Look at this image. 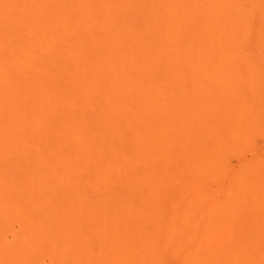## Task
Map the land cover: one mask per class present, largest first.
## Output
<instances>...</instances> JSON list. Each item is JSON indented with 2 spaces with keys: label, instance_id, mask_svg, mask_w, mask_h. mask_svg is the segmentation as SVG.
Wrapping results in <instances>:
<instances>
[{
  "label": "rangeland",
  "instance_id": "374dc122",
  "mask_svg": "<svg viewBox=\"0 0 264 264\" xmlns=\"http://www.w3.org/2000/svg\"><path fill=\"white\" fill-rule=\"evenodd\" d=\"M9 1L10 2H12V1L19 2L20 6L18 4L17 9L19 8L23 14L22 15H21V13L19 14L18 11L14 12L13 10H17L16 6L15 7L10 6L14 2L9 4ZM26 1H29L27 3L28 5L25 4L24 0H6V2H8V4H9V6H8V4L4 5V2L2 3L4 5L3 7H2V4H0V8H1L0 14H2L1 12H3L4 14L5 13L8 14V11L11 8L13 10H10V11L14 12V14L10 13L12 15L9 18V21L5 20V18L2 17L3 14L0 15V20L1 19L5 20V23L3 22V20H1L2 21L1 23L4 26H6V27H3V25H1L0 30L2 29L1 31H3L4 29H8V28L11 29L10 31L8 30L11 35H8L7 38H6V35H7L6 33H0V36L4 35L5 39H7L6 42H4L5 44L4 43L0 44V48L2 47L1 45H4V47H2L3 49H5L6 47L9 48V49H5V50H8V51H5L6 53L3 51H0V54L3 57L2 58L0 56L1 57L0 64L2 65V62H4V61H2V59L6 60L5 56L7 57L6 61H10L9 63H12V64L6 63L8 65H11L10 66L11 68L9 69L10 72H7L9 67L6 68V65H4V63L2 65V66H4V68H2V69L0 68V72L1 71H2V73H3V71L7 72L8 76H9V74L11 76H15L17 74L16 78L15 79L10 78V81L8 79L10 76L8 77L5 74H3L5 76L1 77V75H0V83L4 85L3 86L0 84V88L2 89V88L7 87V88H9L8 90L10 91L9 92L6 89H4L6 91L3 90L4 92L0 91V92H2V94H0V97H2L0 99V101L2 99L3 100H5V99L9 100L10 99L9 102H7L8 100L0 102L1 104L4 105L3 106L0 104V107L3 106L2 108H4L5 106H7V108H10V110L7 108L2 109V110L0 109V110H1V112L3 111L4 113L9 112V111H11V113H12V111L14 109H15L14 111H16L15 113H18V112L22 113L23 111L26 110L25 113L30 114V112L32 113L34 109L33 108L31 109L29 107L35 106L34 108H35L36 112L34 111V113L32 114V116L34 118V119L32 118V120H33L32 123L34 122L32 124V128L38 127V125L36 124L37 121L44 120V122H43L44 124L42 123V125H41L42 127H44V129L43 128L39 129V127H38L36 130H32L33 131L32 132L33 133L32 134V140H33V135L37 139V141H34V142L33 141L28 142L27 141L29 144L31 143L32 146L29 145L27 147V145H24V144L22 145L23 141L18 142V143H20L19 146L22 148L21 150L25 149V148H23V146H25L27 148L30 147V149H28V150L31 151V153H29V151L27 149H25V152H28V154H26L25 152L22 153V151L17 150V149H15V150H17V152H11L12 150L8 148L7 151L9 152V154L11 156L12 155L17 156V157H11L8 155L9 156L8 157L7 155H5L6 152L4 151V150H6V147H8V145L5 147L6 144L4 145L1 142L3 139L0 141L2 143V145H4L2 148H0V151L3 152L4 154H1V152H0V156L6 157V158H4L5 164H2L3 162H1V160H0V163L2 164V165H0V169L2 168L0 170L1 171L0 172V263L3 262L2 264H5V263L6 264H22V263H24V264H109V261L111 262L113 260L110 264H113V263H115V264H139V263L145 264L148 262V261H146V260H148L147 257L153 256V251H154L155 255L157 252L161 251L158 254L159 257H157V255H156V259H155L156 261L157 260H159V261L156 262L154 260L157 264L158 263L163 264V262H161V259H163L164 264H166V263L167 264H172V263L173 264H183L182 258H180L181 256H178V255L181 253V250L184 249L183 247L186 246L185 243L182 241H184V239L187 238L186 236H188L190 234L192 235L194 233L195 235L194 234L193 235L196 236L197 233H199V234L205 233L202 230L207 231V229H209L208 231L212 232L215 229H217L218 227H219L218 229H221V231L227 230V229L231 230L232 227L234 229H238L236 227H239V225H240L238 231L241 232L243 229H245L242 231V233H245L244 231H246V229H247V231L249 230V232L247 234L252 236L255 232H257L256 229H258L260 231V233H259V231H258V233L261 235V237L264 235V233H263L264 230H262V229H264V225H263L264 224V108H263L264 107V45H263L264 44V0H227L228 2L226 0H210V1L209 0H198V1L195 0L197 5L195 4V1L193 2V0H187L188 3H190L191 9H188V8H190V6L187 3V1H185V0H170L169 2H168V0H150V1L149 0H145V1L144 0H136V1H132L133 7L129 4V3H131V0H72V1L71 0H59V1L58 0H41V2L38 0H35L36 2L34 0H32L35 2V3H33L32 6L30 5L32 3L31 0H26ZM47 1H49V2H47ZM181 1H183V2H181ZM184 1L186 2L185 4H184ZM54 2H55V4H54ZM74 2H76V3H74ZM135 2H137V4ZM170 2H172V3L174 2L173 5ZM206 2H208V3H206ZM224 2H226V3H224ZM246 2L248 4H246ZM45 3H47V4H45ZM48 3H51L52 6L50 4L48 5ZM114 3H116V5ZM140 3L143 4L142 7L140 6ZM179 3L182 4V7L179 6L180 5ZM37 4H39V5H37ZM127 4H129L131 6L130 9H128L129 5L127 6ZM150 4L153 6H151ZM186 4H187V6H183ZM203 4H204V6H203ZM13 5H15V4H13ZM25 5H27V7L28 6H31V7L38 6L39 7V8L37 7L38 9L43 8L42 10H39V11H43V12H41V13H43L42 17H44V16L46 17V14H48V16H50V18L46 17L47 18L46 19L44 17L46 20L42 19V21H41V16L39 15V13H40L39 12L38 15H35L36 16V17H34L35 19H32V17H31V16H33L32 12L37 13L36 9H35V7L30 8L32 10V12L30 13L32 15H30V14H28V12H26L27 10L25 9L26 8ZM45 5H46V7H45ZM80 5L82 6V8ZM88 5L90 6V8ZM138 5H139V7H138ZM5 6L8 9H6ZM87 6H88V9H87ZM124 6H126L127 9H126V7H125V9H123ZM149 6H151L152 8ZM140 7H141V9H140ZM164 7H165V9H164ZM169 8H170V10H169ZM205 8L209 11H206ZM197 9H199V11ZM229 9H231V10H229ZM23 10L27 13V15H28L27 17L26 16L23 17V15L26 14V13H24ZM118 10H119V12H118ZM227 10H228V12H227ZM50 11H51L52 16L55 14V16H53V18L56 17L55 19L52 18L51 14L49 13ZM52 11L55 13L53 14ZM60 11H62V12H60ZM191 11H193L194 14H192ZM180 12H181V15H180ZM187 12H188V16L190 14L192 18H190V16L189 17L187 16ZM199 12H201L203 14H201ZM168 13H170V15ZM182 13H184L183 16H182ZM156 15H158V17H156ZM194 15H196V19H198L197 20L198 22L195 21V17H193ZM198 15H200L201 17L200 16L198 17ZM139 16H140V18H139ZM185 16H187L188 19ZM4 17H6V14ZM19 17L20 18L23 17V18L19 19ZM60 17H62V18H60ZM183 17H184V19H183ZM234 17L236 18V20L233 19ZM28 18L35 20L34 22H38L37 20L40 18L39 21H41V22H38L36 24H32L33 21L29 22L30 26L35 25V26H32V29L28 28L29 31L31 29V31H30L31 34L26 29L27 27L25 28V26H21L22 25L21 23L25 22V20H29ZM148 18H150V19H148ZM173 18H174V20H173ZM210 18H212V19H210ZM6 19H8V18H6ZM15 19H16V21H18V20L19 21L22 20V21L20 23H18V25H17V23L15 22ZM168 19H170V20H168ZM175 19H176V23H175ZM189 19H191V22L193 24L189 22ZM192 19L194 22L192 21ZM200 19H201V21H200ZM10 20L11 21L14 20L13 23H16V24H14V26H13V23L11 24ZM44 20L47 22L52 21V23L48 22V23H50L48 26L47 22H46V24H45V22H43ZM105 20H107V22ZM180 20H181V22H180ZM204 20H205V22H207V24L209 23V25H207L204 22ZM55 21H57V24L54 23ZM116 21L119 24H117ZM158 21H159V23H158ZM27 22L28 21H26V23L23 25H27ZM109 22L111 23V25ZM171 22H174V23L172 24ZM41 23L43 24V26L46 25L47 29H49V27L51 25V27H50L51 29L48 31L47 30H45V31L55 32L53 34L54 38L52 39V41H51V39H49L50 36H52V34L48 35V33L45 32L46 34L44 35V32H43V34L41 35V33H42L41 31L44 29H42V30L40 29L41 33L38 31L39 30L38 28L43 27ZM62 23H65L64 29H62L63 28ZM166 23H168V24H166ZM198 23H200V24H198ZM211 23H212V25H211ZM213 23H215V24H213ZM217 23L220 26V27L218 26L220 28V30H223L222 32L217 27V25H218ZM8 24H10V25H8ZM55 24L57 26H55ZM129 24H131V25H129ZM226 24H228V25H226ZM16 25H17V27H16ZM19 25H20V27H19ZM53 25H54V27H52ZM59 25H60V27H59ZM132 25H133V27H132ZM157 25H160L162 28L160 29V26L158 28ZM201 25H202V28L200 27ZM36 26L38 28H35ZM85 26H87V27H85ZM124 26H126V27H124ZM167 26L170 30L168 28H166ZM204 26L205 27L208 26L210 28L208 30H207V28H206V30H203V29H205ZM13 27H16L17 29L20 28V29L14 30ZM188 27H190V30ZM53 28H55V29H53ZM121 28H123V30ZM154 28L156 29V31L157 30H159V31L156 33ZM211 28L213 31L211 30ZM221 28H223V29H221ZM57 29H59V32L56 31ZM74 29H76V30H74ZM142 29H144V30L141 31ZM192 29L195 31V34H193L194 31ZM232 29L234 30V32L232 31ZM124 30H128V31L124 32ZM188 30H189V33H188ZM197 30H199V31L202 30V33L203 32H205V33L201 34V32H199ZM214 30L217 31L218 33L216 32V34L213 33L215 35H212L211 32H214ZM15 31H17V32L19 31L23 35L25 34L24 36H21L20 35L21 33L19 34V32H18V34H19V35L17 34L18 38H26L27 41L28 40L32 41V45H35V44L36 45L32 47V45H29L30 41L29 42L23 41L25 39H23V40L21 39L22 43H24L23 44L24 46L22 45L21 42H18V41L16 42L15 41L16 39H14V38H17ZM65 31H66V33L68 32L69 34H66ZM75 31H77V32L75 34H73ZM135 31H137V32H135ZM3 32H5V31H3ZM127 32H129L130 34L132 33V34L130 35ZM196 32L199 34L198 36H196L197 35ZM220 32H221V34L219 35ZM230 32H232L233 34ZM27 33H29V34H27ZM70 33H72V36ZM77 33H78V35H77ZM139 33H140V36H139ZM165 33H168L170 37L164 36V35H167ZM222 33H224L225 35L223 34V36H222ZM34 34H37V35L40 34L41 36H35ZM79 34H82V35L79 36ZM121 34H122V36H124V38H122ZM126 34H127V36L125 37ZM192 34H193V36H190ZM204 34L208 35V36H202V38L205 41H203V39H201V36H200V35H204ZM228 34H229V36H228ZM231 34H232V36H231ZM46 35L49 36L47 38L49 40L46 39ZM76 35H77V37H76ZM136 35L139 37H137ZM30 36H31V39H30ZM70 36L72 37V39ZM135 36H136V38H135ZM150 36H152V37H150ZM177 36H179V40L176 39V38H178ZM12 37H14L13 40L10 39ZM39 37H40V39H39ZM63 37L64 38L68 37L70 39L67 40V39H64ZM127 37H130L132 40H130V38L127 39ZM164 37H165L166 41H165ZM184 37L186 38V40H188V38H190V39L186 42ZM198 37H200V38L198 39ZM219 37H221V39ZM0 38H2V37H0ZM8 38L12 41V43L10 42V40H8ZM62 38L64 39L63 45L60 44V43H63ZM75 38H77L78 40ZM218 38H219V40H218ZM54 39H55V41H53ZM124 39H125V41H124ZM141 39H143V40H141ZM175 39H176V42L179 41V43L181 44V46H179L180 44H178V42H177L178 48H177L176 43H174L175 45L172 43V41L174 42ZM182 39H184L185 41ZM194 39L195 40L197 39V40L195 41ZM211 39H212V41H210ZM225 39H227V40H225ZM45 40L48 41L47 42L48 44L46 43ZM72 40H74V41H72ZM213 40L216 42H213ZM230 40H231V42H230ZM2 41H4V39L3 40L0 39V42H2ZM57 41H62V42L57 43ZM119 41H120V43H119ZM131 41H132V43H131ZM183 41L186 45L183 43ZM223 41H224V43H223ZM72 42H73V44H71ZM163 42H165V43L163 44ZM170 42L172 44H170ZM205 42H207V43H205ZM221 42L223 43V45ZM17 43H18V45H17ZM56 43L59 45L58 47L54 45ZM68 43H69V45H68ZM227 43H229V44L226 46ZM50 44L51 45L53 44L55 47L54 46L51 47ZM65 44H66V46L63 47ZM202 44H204V45H202ZM12 45H14V46L16 45L15 47L17 48L18 51L21 49L22 50L21 53H16L18 51L14 52L13 49H12L13 50L12 51L10 49V46H12ZM37 45H39V46H37ZM40 45H41V47H40ZM220 45H221V47H220ZM19 46L22 48H20ZM46 46L48 47V49H43V48H47ZM70 46H72V47H70ZM175 46H176V49H175ZM190 46H192L193 48ZM210 46L212 47V49ZM229 46H232V47L229 48ZM29 47H32L33 50ZM49 47H51V48H49ZM53 47L55 48V50H56V48L57 49L59 48L60 50L55 51L53 49ZM68 47L71 49H69ZM113 47H115V48H113ZM34 48H36V49H34ZM39 48H41V49H39ZM64 48H66L65 51H62V50H64ZM189 48H191V51L188 50V52H187L186 49H189ZM216 48H217V50H216ZM134 49H135V52H134ZM52 50L55 52H52ZM130 50H133V51H130ZM173 50H176V51H173ZM9 51H10V54H9ZM145 51H147V52H145ZM215 51L219 52V53H216ZM154 52L158 53V55ZM221 52H223V54L227 55L228 57L227 56L224 57ZM22 53L23 54L26 53L29 56H31L30 54H32V58L31 57H29L30 59L27 58V60L28 59L32 60V61H30L32 63V67L30 66L31 63H30V65L28 63V66H30V68L27 71H26V69H28L27 65L24 66V64H23V63L27 64V62H25L27 55H25V57H24ZM41 53H43V54H41ZM55 53H57V54H55ZM69 53L72 56L69 55ZM73 53H74V55H73ZM116 53H117V56H116ZM5 54H9V55H5ZM53 54L55 55L54 58H53ZM58 54L60 57H58ZM63 54H66L67 56L63 55ZM159 54H160V59L158 57ZM230 54H232V55H230ZM243 54H244V56H243ZM257 54H258V56H257ZM11 55H12V58H9V57H11ZM68 55H69V58H68ZM76 55L78 56V58L76 57ZM146 55H148V56H146ZM219 55H221V56H219ZM232 56L234 57V59H232L233 58ZM246 56H248V57H246ZM114 57L115 58L117 57L116 60ZM156 57H158V59H156ZM182 57H184V58H182ZM237 57H238V59H237ZM19 58L21 60H16ZM119 58H120V60H119ZM126 58H128V59H126ZM140 58H142V59H140ZM146 58L148 59L149 62H147ZM162 58H163V60H162ZM189 58H190V60H189ZM61 59L62 60L65 59V60L62 61ZM129 59H131V61ZM192 59H195V61H193ZM208 59H209V61H207ZM226 59H228V60H226ZM43 60H45L46 62L45 61L43 62ZM96 61H98V62H96ZM13 62L14 63L16 62L15 67L17 69L14 68L16 70H13V66H12ZM181 62L183 64H181ZM209 62H210V66H209ZM49 63H51L50 64L51 66L49 65ZM104 63H106V64H104ZM114 63H115V65H114ZM165 63L168 64V66ZM45 64H46V66H45ZM172 64H174V65L176 64V66H174ZM185 64H188V65H185ZM53 65H54V67H53ZM58 65H61V66L57 67ZM73 65H74V68H72ZM93 65L95 67H93ZM177 65H178V67H177ZM191 65L193 67V69H192L193 71L191 70V68H192ZM232 65H234V66H232ZM239 65H241V66L239 67ZM2 66H0V67H2ZM21 66H23V67H21ZM221 66H224V67H221ZM19 67L24 69V70H21ZM34 67H35V69H34ZM75 67H77L76 68L77 70L75 69ZM166 67H168V68H166ZM39 68H41V70ZM58 68H60V69H58ZM161 68L163 71L161 70ZM171 68H172V70H171ZM234 68L235 69L237 68L236 70L238 71V73L236 72V70ZM178 69H179V71H178L179 75H177L178 72L176 71ZM187 69H188V71H187ZM217 69L220 70V73H219V71H216ZM12 70L14 72H11ZM34 70H36V71L34 72ZM97 70H98V72H97ZM122 70H123V72H122ZM138 70H139V72H138ZM182 70H183V75L181 72ZM230 70H232V71H230ZM16 71H19V72L26 71V72L25 73L21 72L23 74V75H21V73L18 74ZM29 71H32V72H29ZM135 71H137V72H135ZM194 71H196V72H194ZM221 71H222V73H221ZM126 72L127 73L130 72L132 75L130 73H129V75L125 74ZM208 72H210V73H208ZM250 72H252V73L250 74ZM37 73H40L39 74L40 78L36 76V75H38ZM96 73H98V74H96ZM138 73L142 77L139 76ZM225 73H227L226 76L227 75L232 76V77H228L229 78L228 80L231 82H229L226 78H224V77H226ZM56 74H57V76H56ZM119 74H121V76ZM144 74H147V75H144ZM151 74H152V76H151ZM204 74H206V75H204ZM239 74H240V77H239ZM31 75H32L33 80L30 79ZM47 75L51 76V78H49V76H47ZM59 75H61V76H59ZM166 75H167V77H166ZM197 75H198V77H197ZM41 76L45 77V78H42ZM144 76H147L146 79ZM194 76H195V78H193ZM214 76L216 77V79ZM20 77H21V80H20ZM133 77L136 79L135 82H132L135 80ZM221 77H223V78H221ZM125 78H127L128 81L125 80ZM129 78H131V79H129ZM140 78H144V79L143 80L141 79V81H139ZM147 78L150 79L151 81L150 80L148 81ZM12 79L14 82H11ZM27 79H28V81H27ZM45 79H47V80L49 79V80L47 81ZM224 79H226L227 81ZM7 80L9 81L11 86L9 85ZM22 80H24V81H22ZM114 80H116V81L114 82ZM199 80H201V81H199ZM253 80L256 83L253 82ZM202 81H203V83H202ZM3 82H5L9 87L6 86V84ZM16 82H17V84L15 85ZM128 82H132V84H136L137 86L138 85L139 86L136 87V85H132V84L128 85L129 84ZM168 82H170V83H168ZM174 82H175V84H174ZM179 82L182 85L179 84ZM235 82H236V84H235ZM213 83H214V85H213ZM248 83L249 84L251 83V84L249 85ZM100 84H102V85H100ZM190 84H192V85H190ZM202 84H204L205 86ZM206 84L209 85L210 88L208 86L206 88ZM257 84L259 86H257ZM12 85L13 86L18 85V86H20V88L16 87V89H15L14 88L15 86L13 87ZM89 85H91V86H89ZM236 85H238V86H236ZM30 86H32V87H30ZM134 86L136 88H134ZM85 87H86V89L84 90ZM101 87H102V89H101ZM228 87L229 88L232 87V88L229 89ZM21 88H25L24 92L25 91L26 92L24 93ZM27 88H30V89L32 88V89L27 91L28 90ZM138 88H139V90H138ZM158 89H159V91H158ZM224 89H225V91H224ZM176 90H177V92H176ZM179 90H181V91H179ZM49 91L51 93H49ZM66 91H67V93L65 94ZM117 91H118V93H117ZM137 91H138V95H137ZM141 91L143 93H141ZM249 91H251V92H249ZM254 91H255V94H253ZM11 92L12 93L14 92L13 95H15V93H16V95L19 92L20 93L17 95V97H14V96H12ZM37 92H38V94H37ZM4 93H6V94L3 95ZM39 93H41V96ZM62 93H63V95H62ZM139 93H141V95ZM142 94H143V96H142ZM2 95L5 98H3ZM21 95H22V97H24V96H26V97L22 98V97H20ZM29 95H31L30 97L32 99L28 98ZM180 95H181V97H180ZM77 96H79V97H77ZM94 96H95V98H94ZM172 97H174V98H172ZM26 98H27V100H26ZM135 98H137V100ZM145 98H148V99L146 100ZM15 99H17V101L14 102ZM144 99H145V101H144ZM172 99H174V100H172ZM42 100L45 102H42ZM116 100H117V102H115ZM11 101H13V102L10 103ZM82 101H83V103H82ZM245 101H247V102H245ZM41 102L45 103V104H42ZM108 102H110L111 104ZM120 103H121V105H120ZM162 103H163V105H162ZM165 103H167V104H165ZM228 103H230V104H228ZM5 104H7V105H5ZM19 104H20V106H23V107H20V108L18 107L19 111H17L18 109L14 108L13 106L14 105L18 106ZM123 104H124V106H122ZM235 104H237V105H235ZM28 105H30V106L28 107ZM38 105H41L42 107L38 106ZM51 105H52V107H51ZM153 105H154V107H153ZM183 105H185V106H183ZM189 105L191 108L188 107ZM239 105H242V106H239ZM12 107L14 109H11ZM150 107L152 109H150ZM232 107H233V109H232ZM254 107H255V109H254ZM120 108H121V110H120ZM243 108H244V110H243ZM20 109H21V111H20ZM251 109H253V110H251ZM124 110H126V111L123 112ZM197 110H198V113L196 112ZM159 111H160V113H159ZM226 111H228V112H226ZM243 111H245V112H243ZM1 112H0V114L2 116L3 112L2 113ZM121 112H123V113H121ZM242 112H243V114H241ZM11 113H9V115ZM21 113H18L17 116H15V119H17V117L20 119L19 116ZM36 113L38 114V116H36L37 115ZM44 113L46 114L47 117L44 116ZM109 113H112V114H110V116H109ZM245 113H247V114L245 115ZM13 115H15V114L12 113V115H10V116L13 117ZM111 115H113V116H111ZM127 115H129V116H127ZM139 115H140V117H138ZM239 115H241V116H239ZM191 116H193V117H191ZM5 117H7V116L5 115ZM36 117H37V119H36ZM111 117H115L116 119L111 118ZM168 117H170L171 119ZM233 117H235V118L233 119ZM39 118H42V119H39ZM89 118H90V120H89ZM103 118H105V120ZM244 118H245V120H244ZM8 119H10V118H8ZM8 119H6V121H8ZM15 119H10V120L13 121ZM62 119H63V121H62ZM164 119H166L167 121ZM168 119H170L169 122H168ZM226 119H227V121H226ZM83 120L85 122H83ZM108 120H109V122H108ZM11 123L12 122H10V124H9L10 127L8 128V127H6L8 125L2 124V121L0 120V126L1 127L3 126V128H5V129H2V128L0 129V130H2V131H0V134L4 133V130L8 131V132H5L4 135H2L4 138L5 137L7 138L8 135L13 136V138H15L13 135V134H15V132L12 131L13 125H11ZM13 123L19 125L18 119H17V123H15V122H13ZM120 123H121V125L119 126ZM64 124H66V125H64ZM87 124H89V125H87ZM113 124H114V126H113ZM125 124H126V126H125ZM203 124H204V126H203ZM233 124H234V126H233ZM46 125H47V127H46ZM85 125H86V127H85ZM254 125H256V126H254ZM18 127H16V128L13 127V129L14 128L17 129ZM249 128H251V129H249ZM253 128H255V129H253ZM112 129H114V132L112 131ZM139 129H141V130H139ZM191 129H192V131H191ZM205 129H206V132L204 131ZM222 130H224V131H222ZM111 131H112V134H111ZM222 132H223V134H222ZM40 133H41V137L39 135ZM30 135H31V132H30ZM74 135H77V136H75L73 138ZM176 135H177V137H176ZM233 135H234V137H232ZM3 137H1V138H3ZM46 138H47V140H46ZM8 139H10V137ZM13 140H12L13 143H15V141H20V140H15V139H13ZM79 140H80V142H79ZM123 140H124V142H123ZM140 140H142V141H140ZM165 140H167V141H165ZM235 141H237V142H235ZM3 142L4 143L8 142V143H10V145H13V143L11 141H8V140L6 141L5 139ZM37 142H39V144H40V145L38 144L39 146L36 145ZM101 142L104 145L101 144ZM209 142L212 145L209 144ZM18 143L14 144L15 145L14 147L19 148V146L17 145ZM33 144H35V146H33ZM65 144L67 146H65ZM89 145L90 146L92 145V146L90 147ZM101 145L103 148L101 147ZM87 146H89V147L86 148ZM14 147H13V149H14ZM36 147H39V148H36ZM40 148H42V149H40ZM89 148L91 150L93 149L94 152H96L95 153L96 158L94 157V153L92 152L93 150L90 151ZM112 148H113V150H112ZM199 148H200V150H199ZM2 149H4V150H2ZM55 149H57V150H55ZM85 149H86V152L84 155L83 152L85 151ZM139 149H140V151H139ZM9 150H11V151H9ZM38 150H39V152H36ZM64 150H65V152H64ZM79 150H80V152H79ZM102 150L105 153H103ZM114 150L117 151V153ZM206 150H208L207 153H206ZM97 151L98 152L100 151L99 155H98ZM60 152H63V153H60ZM89 152H91L93 155L92 159H88V158H91V156H92L91 154H89ZM214 153H217V154H214ZM16 154H18V155H16ZM25 155H28V157H25ZM80 155H81V158H80ZM182 156H183V158H182ZM99 157H102V158L99 159ZM14 158H16V159H14ZM31 158L34 160H31ZM60 158H62V159H60ZM78 158H79V160L80 159H82V160L79 161ZM19 159H23V160H19ZM72 159H74V160H72ZM95 159H96V162L94 161ZM101 159L103 160V162H101L102 161ZM122 159H123V161H122ZM173 159H175V160L173 161ZM186 159H187V161H186ZM69 160H71V161H69ZM87 160L91 161V162L88 161L90 166H88ZM169 160H170V162H169ZM31 161H32V163L33 162H35V163L32 164ZM92 162H93V164H92ZM108 162L112 163V164L110 165ZM71 163H74V164L72 165ZM115 163H120V164H115ZM204 163H205V166H204ZM63 164H64V166H63ZM105 164H107L105 166V168H107L108 170L104 168ZM65 165H66V167H65ZM21 166H23V167L21 168ZM108 166H110V167H108ZM127 166H129V167H127ZM130 166H132V167H130ZM10 167H13V168H10ZM54 167L56 170L54 169ZM71 167H72V171H70ZM23 168H26V170H24ZM84 168H86L87 170ZM50 169H52V170H50ZM63 169H64V171H63ZM104 169L108 172H106ZM39 172H41V174H39ZM213 172L215 174H213ZM246 172H247V174H245ZM72 174H75V176ZM180 175H182V176H180ZM243 175H244V177H242ZM23 177H24V179H23ZM105 178H106V180H105ZM163 178L165 179V185L167 184L166 188H165V185H164V187L162 186L164 184ZM22 179L24 181H22ZM108 179H110V180H108ZM145 179H147V180H145ZM176 180H178V181H176ZM24 182H27V183H24ZM152 182H153V184H152ZM47 183H48V185H47ZM115 183L118 184L119 187ZM149 183H150V186H149ZM154 183H156V184L158 183V184L156 185ZM74 184L76 187L74 186ZM159 184H161L160 187H159ZM4 185H6V186H4ZM219 186H220V188H219ZM150 187H152V188H150ZM155 187L156 188L159 187L160 191L158 189H156ZM75 188H77L79 190L77 191V190H75ZM161 188L162 189L164 188L163 191ZM26 189H27V191H26ZM165 189H167V190H165ZM172 189H173V191H172ZM199 190H200L201 194H200ZM39 191H40V193H39ZM83 192H85V193H83ZM173 192L174 193L176 192V194H173ZM19 193H21V194L19 195ZM104 193H105V195H104ZM29 194H31V195H29ZM147 194H149V195H147ZM77 195H80V197ZM164 195H166V197ZM172 195L173 196L175 195V197H177V198L179 197L180 199L174 198ZM204 195H205V197H204ZM167 196H168V198L170 196H172V197H170L168 199ZM217 197H218V199H217ZM211 198L212 199L214 198V199L212 200ZM130 199H132V200H130ZM175 199H177V201H175V203H174ZM201 199H204V200L201 201ZM205 199H207V200H205ZM252 199H253V201H252ZM39 200H41V202ZM179 200L180 201L185 200V201H181V203H180ZM192 201H193V203H192ZM246 201H248V202L250 201V202L246 203ZM87 202H89V203H87ZM168 202H169V204H168ZM183 202H184V205L182 204ZM255 202L256 203L258 202L256 204V209L251 208V207L255 206ZM39 203H40V205H38ZM46 203L48 206H46ZM79 203H81L83 206L81 207V204H79ZM124 203H126L127 205ZM163 204L167 208H163V206H161ZM175 204L178 207L175 206ZM185 204H187V205H185ZM195 205L197 207H195ZM92 206H94V207H92ZM160 206L162 207L161 209H160ZM175 207H176V209L174 210ZM190 207L192 209H190ZM233 207H234V209H233ZM249 207L251 209L250 211H249ZM141 208H144V209H141ZM170 208H172V209H170ZM130 209L132 212H130ZM245 209L247 212L245 211ZM252 209H254L256 212ZM166 210L169 212H167ZM170 210L175 211V212H173L174 214H171L172 212ZM188 210H189V212H188ZM157 211H159V212H157ZM160 211H161V213H160ZM28 212L31 214H28ZM129 212L131 215L129 214ZM139 212H140V214H138ZM176 212H178V215L180 217L175 216ZM184 212H187V213H184ZM212 212L214 214H212V216H211L210 213H212ZM21 213H23V214H21ZM53 213H55L56 215L55 214L53 215ZM132 213H134V215ZM180 213H181V215H180ZM190 213H194V214H192V216H190L191 215ZM142 214H143V216H142ZM159 214H160V216H159ZM169 214H171V215H169ZM252 214L254 217L252 216ZM124 215H127V216H124ZM193 215H195V216H193ZM213 215H215V216H213ZM36 216H38V217L35 218ZM156 216H157V218H155ZM171 216H174V218ZM188 216L190 217V219L192 221L188 220L189 219ZM158 217H160V218H158ZM163 217H165V218L162 219ZM176 217L179 219L180 218L182 219L181 221L179 220L180 222H182V223H178L179 225L177 224L178 219ZM238 217H240V218H238ZM241 217L243 219H241ZM246 217H248V219H249L248 223L243 221L244 218L246 219ZM113 218H115V219H113ZM172 218H173V220H172ZM9 219H11V220H9ZM37 219H39V220H37ZM107 219L110 222H108ZM129 219H131V220H129ZM112 220L114 222L113 224H111ZM167 220L169 223L167 222ZM194 220H196V221H194ZM201 220H202V222H201ZM208 220H210V223H208ZM142 221H144V222H142ZM156 221L158 222V224ZM163 221L164 222L166 221L168 224L164 223ZM193 221H194V223H192ZM222 221H224L223 223L226 225H223ZM24 222H25V224H24ZM35 222H37V223H35ZM74 222H76V223H74ZM116 222H117V224H116ZM128 222H129V225H128ZM183 222H185L186 224ZM190 222L192 224L190 225V227H187L188 224H190ZM232 222H233V226H232ZM170 223H171V225L168 226ZM196 223H198L199 227L197 226ZM125 224H127L129 227H127ZM172 224L174 225L175 229H177V228L181 229L182 228L181 233H179L180 229H179V232L178 231L176 232V230L173 227H172L173 228L172 229L171 228V226H173ZM200 224H202V225H200ZM47 225L49 226V228ZM61 225H62V227H61ZM180 225H182V227H177ZM221 225H223V226H221ZM246 225L247 226L249 225V227H247ZM252 225H255L256 227L254 226L255 228H253ZM13 226H14V228H13ZM115 226H117V227H115ZM134 226H135V228H134ZM159 226L160 227L163 226L164 231L168 230L170 233L172 230H175V232L171 233V234L174 233L175 237L169 236L170 233H168V237L169 238L172 237L174 239V241H176V239L177 240L179 239V241L176 242V246H174V248L176 247L175 250H173V247H172V251L171 250L169 251V249L171 248L170 246L169 247L166 246L167 248H164L163 247L164 246L163 241H161V243H163V244H161L159 246L160 237H156V236H159L160 232H161V230L159 231V229H160ZM167 226L170 228V230L168 228H166ZM184 226H186V227H184ZM243 226H245V227H243ZM109 227H112V228L114 227L115 229L114 228L112 229ZM193 227H194V229H191ZM212 227H213V230H212ZM221 227H223L224 229ZM241 227H243L242 230H240ZM20 228H22V229H20ZM65 228H66V230H65ZM131 228H133V229H131ZM195 228H198V230ZM252 228L254 229V233H253ZM147 229L150 230L151 233H152V230H157L159 235H157L156 233H154V234L148 233L149 234L148 235ZM165 229H167V230H165ZM14 230L17 232H15ZM63 230H64V232H63ZM107 230H110V231H107ZM183 230H185V232ZM192 230H193V232H192ZM61 231L63 234L61 233ZM164 231H162L161 235H163L165 233ZM261 231H263V232H261ZM36 232L38 233V235H35ZM44 232H45V234H44ZM108 232H109V234H108ZM25 233H27V234H25ZM129 233H130V235H129ZM133 233L135 235L137 233V235L135 236ZM177 233H179V237H178ZM182 233L185 235L186 238H184V235L182 237ZM258 233H255V234H257L259 236ZM53 234H54V237H53ZM143 234H144V237H143ZM150 234L153 235V237H151ZM228 234L230 235V232H228ZM247 234H245V237H244V235L242 237L240 236L238 241H236V238L234 239L235 241L234 240L230 241L231 239L229 238L228 239L229 241L226 244L229 243L228 245H230L231 247L225 244L226 245L225 252L221 253L219 251H215V252H217V256H216V254H214V256H213L214 259L217 258V260L219 261L220 256L222 257L224 254V256H223L224 261H226L229 257V259H228L229 261L228 260L226 261L227 264H238V263L239 264H243V263L244 264H254L253 263L254 256L252 255L253 256L252 257L249 254L250 253L249 251L251 250L252 253L254 252L255 257H256L255 258L256 261L258 259H260V257L264 254V244H263L264 243V238H263L264 236L262 237V239L259 236L260 237L259 240H261L262 242L259 241L256 243V241H258V239L254 240L253 236H254V238H256V237L258 238V236H255V234H254L252 236V239L254 240L253 241L250 236L247 237ZM108 235H110V236H108ZM114 235L116 237H114ZM145 235H146V237H145ZM147 235L151 239H149L147 237ZM166 235H167V232H166L165 236ZM231 235H233V234H231ZM121 236H123L122 237L123 239L121 238ZM6 237H9V238L6 239ZM104 237H106V238H104ZM117 237H119L118 241H117ZM243 237L245 238V241L243 240L244 239ZM112 238H115L117 241L116 242L114 240V242H116V244L115 243L113 244V246L115 245L114 247L111 246L112 241H113ZM139 238L141 240H139ZM172 238H171V240H172ZM226 238H228V237H226ZM247 238H248V240H247ZM108 239L110 240V243L107 246V243L109 241H107V243H106V240H108ZM154 239L158 240L159 242L158 241H156L157 243L154 242L155 241ZM241 239L243 240V242L241 241V244H240ZM137 240H139L140 242ZM145 240H146V242H145ZM147 240L152 241V242H150V244H149V243H147L148 242ZM165 240H167V239H165ZM165 240H164V242H165ZM187 240H186V244L188 245V244H190V242H188ZM32 241H34V242H32ZM135 241L137 243L136 244L137 246L135 245ZM251 241H253V242H251ZM30 242H32V243H30ZM170 242H172V241H168V243L167 242L166 243L168 245L173 246L174 242H173V244H170ZM244 242H246V243H244ZM103 243H105V245ZM140 243L143 244L144 247H141ZM177 243H178V246H177ZM230 243H232V244H230ZM234 243H235V245H233ZM248 243H252V244L254 243V245H252V244L250 245ZM258 243L263 244V245L260 244V246H262L263 249L258 246L259 245ZM157 244H158V246H157ZM183 244H184V246L181 247ZM236 244L239 245L240 247H237ZM247 244L249 247H247ZM155 245L158 247V250H157V247L153 248ZM232 246H233V248H232ZM15 247H17V248H15ZM115 247L117 248V250ZM159 247H161L162 249L159 250L160 249ZM227 247H228V250H227ZM12 248H14V249H12ZM114 248H115V250H114ZM163 248L166 249V251L168 253L166 256H168V257L170 256L169 260L167 257V260L169 262L165 260L166 256L164 254L166 251ZM235 248L239 249L240 251L239 250L238 251L240 253ZM253 248H255V249L253 250ZM257 248L259 249L258 251L256 250ZM260 249H262V250H260ZM162 250H164V251L162 252ZM232 250L234 252H232ZM134 251L136 253L138 252V254H136ZM146 251L148 252L147 254H146ZM173 251H175V252L172 255L173 257H171V255H169V254ZM227 251H229L230 253H228ZM256 251L259 252V254ZM261 251L263 252V254L260 255V253H262ZM31 252H32V254H31ZM139 253H140V255H139ZM218 253H221V254H219V259H218ZM148 254H149V256H147ZM142 255H144V256L142 257ZM145 255H146V257H145ZM229 255L233 256V259ZM237 255L240 257H238ZM7 256H9V257H7ZM154 257L155 256L149 257V261H151L150 259L152 258V262H148L149 264H152V263L156 264L153 262ZM234 257H236L238 260H236ZM244 258L246 260H244ZM21 259H23L22 262H21ZM171 259H173V261ZM96 260H98V261H96ZM262 260H264V259L261 258V261ZM215 261L216 260H214L215 264L216 263L217 264H223V263L226 264V262H224V261L222 263L221 260H220L221 263L215 262ZM242 261H243V263H242ZM262 262H264V261H262ZM214 263H212V264H214ZM257 264H264V263L259 262Z\"/></svg>",
  "mask_w": 264,
  "mask_h": 264
},
{
  "label": "bare ground",
  "instance_id": "6f19581e",
  "mask_svg": "<svg viewBox=\"0 0 264 264\" xmlns=\"http://www.w3.org/2000/svg\"><path fill=\"white\" fill-rule=\"evenodd\" d=\"M31 1H32V0H31ZM31 1H30V2H31ZM34 1H35V0H34ZM34 1H32V3L30 4L31 6L33 5V3L36 2V1H35V2H34ZM38 1L41 2V0H38ZM58 1H59V0H58ZM71 1H72V0H71ZM132 1H136V0H131V3H132V4L129 3V4L133 7V2H132ZM144 1H145V0H144ZM149 1H150V0H149ZM169 1H170V0H168V2H169ZM185 1H187V0H185ZM185 1H184V4L186 3ZM194 1H195V0H193V2H194ZM196 1H198V0H196ZM196 1H195V4H196ZM209 1H210V0H209ZM209 1H208V2H209ZM226 1H227V0H226ZM3 2H4V5H7V4H8V2H6V0H1V1H0V4H2ZM13 2H14V1H12V2L9 1V4H10V3H13ZM24 2H25V4H27L29 1L24 0ZM47 2H49V1H47ZM102 2H103V1H102ZM106 2H107V1H106ZM152 2H153V1H152ZM178 2H179V1H178ZM181 2H183V1H181ZM208 2H206V3H208ZM227 2H228V1H227ZM16 3H17V4H16ZM74 3H76V2H74ZM81 3H82V2H81ZM94 3H95V2H94ZM135 3L137 4V2H135ZM154 3H155V2H154ZM170 3H172V2H170ZM173 3H174V2H173ZM173 3H172V5H173ZM187 3H188V1H187ZM224 3H226V2H224ZM9 4H8V6H9ZM13 4H15V5H13ZM13 4L10 5V6H14V7L16 6V9H17V6H18L19 2L16 1V2H14ZM45 4H47V3H45ZM49 4L51 5V3H48V5H49ZM54 4H55V2H54ZM54 4H53V5H54ZM84 4H85V3H84ZM114 4L116 5V3H114ZM125 4H126V3H125ZM129 4H127V6H128ZM179 4H180V3H179ZM179 4H178V5H179ZM188 4H189V6H190V3H188ZM201 4H202V3H201ZM227 4H228V3H227ZM238 4H239V3H238ZM246 4H248V3L246 2ZM4 5L2 4V7H3ZM27 5H28V4H27ZM27 5H25V7H26L25 9H26L27 11H26L25 9H24V10H25L26 12H28V14H30V13L32 12V10H31L30 8H34V7H35V9H36V12H37V13H33V12H32V14H33V16H31L32 19H35V18H34V17H36L35 15H38L39 12H40L39 15L41 16V21H42V19H45L46 17H47V18H50V16H48V14H46V17L44 16L45 18L42 17V14H43V13H41V12H43V11H39V10H42L43 8L38 9V8H39L38 6H34V7L28 6V7H27ZM37 5H39V4H37ZM48 5H47V6H48ZM130 5H129L128 9H130V7H131ZM142 5H143V4L140 3V6H141V7H142ZM150 5H151V4H150ZM158 5H159V4H158ZM174 5H175V4H174ZM196 5H197V4H196ZM244 5H245V4H244ZM19 6H20V4H19ZM40 6H41V5H40ZM51 6H52V5H51ZM80 6H81V5H80ZM88 6H89V5H88ZM88 6H87V9H88ZM145 6H146V5H145ZM151 6H153V5H151ZM151 6H149V7H151ZM159 6H160V5H159ZM161 6H162V5H161ZM179 6L182 7V4H180ZM183 6H187V4H186V5H183ZM189 6H188V7H189ZM201 6H202V5H201ZM203 6H204V4H203ZM5 7H6V6H5ZM37 7H38V8H37ZM45 7H46V5H45ZM85 7H86V6H85ZM92 7H93V6H92ZM92 7H91V8H92ZM104 7H105V6H104ZM125 7H126V6H124L123 9H125ZM138 7H139V5H138ZM141 7H140V9H141ZM154 7H155V6H154ZM168 7H169V6H168ZM193 7H194V6H193ZM196 7H197V6H196ZM196 7H195V8H196ZM218 7H219V6H218ZM232 7H233V6H232ZM81 8H82V6H81ZM89 8H90V6H89ZM108 8H109V7H108ZM151 8H152V7H151ZM158 8H159V7H158ZM184 8H185V7H184ZM197 8H198V7H197ZM221 8H222V7H221ZM230 8H231V7H230ZM0 9H1V8H0ZM6 9H8V8L6 7ZM58 9H59V8H58ZM58 9H57V10H58ZM87 9H86V10H87ZM106 9H107V8H106ZM126 9H127V7H126ZM137 9H138V8H137ZM137 9H136V10H137ZM164 9H165V7H164ZM164 9H163V10H164ZM178 9H179V8H178ZM185 9H186V8H185ZM188 9H191V6H190V8H188ZM188 9H187V10H188ZM231 9H232V8H231ZM231 9H229V10H231ZM10 10H13V9L11 8ZM10 10H9V11H10ZM24 10H23V11H24ZM52 10H53V9H52ZM59 10H60V9H59ZM90 10H91V9H90ZM119 10H120V9H119ZM119 10H118V12H119ZM132 10H133V9H132ZM169 10H170V8H169ZM195 10H196V9H195ZM197 10L199 11V9H197ZM205 10H206V11H209V10H207L206 8H205ZM210 10H211V9H210ZM257 10H258V9H257ZM9 11H8V14L5 13V14H6V17H4L5 14H4L3 12H1V13L3 14L2 17L5 18V20H8V21H9V18L11 17V15H12V14H10V13H13V14H14L15 11H18L19 14H20V13H21V15L23 14L22 11H21L19 8H18L17 10H13L14 12H12V11L9 12ZM25 11H24V13H26ZM109 11H110V10H109ZM109 11H108V12H109ZM145 11H146V10H145ZM198 11H197V12H198ZM216 11H217V10H216ZM52 12H53V11H52ZM60 12H62V11H60ZM100 12H101V11H100ZM139 12H140V11H139ZM188 12H189V11H188ZM188 12H187V16H188ZM197 12H196V13H197ZM227 12H228V10H227ZM16 13H17V12H16ZM46 13H47V12H46ZM49 13L51 14V11H50ZM54 13H55V12H53V14H54ZM56 13H57V12H56ZM80 13H81V12H80ZM109 13H110V12H109ZM145 13H146V12H145ZM147 13H148V12H147ZM152 13H153V12H152ZM170 13H171V12H170ZM170 13H168V14L170 15ZM191 13L194 14L193 11H191ZM199 13H201V12H199ZM208 13H209V12H208ZM236 13H237V12H236ZM238 13H239V12H238ZM2 14H0V15H2ZM17 14H18V13H17ZM32 14H30V15H32ZM62 14H63V13H62ZM85 14H86V13H85ZM85 14H84V15H85ZM91 14H92V13H91ZM94 14H95V13H94ZM98 14H99V13H98ZM175 14H176V13H175ZM178 14H179V13H178ZM197 14H198V13H197ZM201 14H203V13H201ZM226 14H227V13H226ZM82 15H83V14H82ZM87 15H88V14H87ZM103 15H104V14H103ZM105 15H106V14H105ZM114 15H115V14H114ZM117 15H118V14H117ZM180 15H181V12H180ZM183 15H184V13H182V16H183ZM234 15H235V14H234ZM24 16L27 17V16H28L27 13L24 14L23 17H24ZM51 16H52V14H51ZM53 16H55V14H54ZM53 16H52V18H53ZM59 16H60V15H59ZM88 16H89V15H88ZM142 16H143V15H142ZM187 16H185L187 19H188L189 16H190V18H192L190 14H189L188 17H187ZM199 16H200V15H198V17H199ZM202 16H203V15H202ZM16 17H17V16H16ZM23 17H21V18H23ZM26 17H25V18H26ZM90 17H91V16H90ZM93 17H94V16H93ZM114 17H115V16H114ZM116 17H117V16H116ZM119 17H120V16H119ZM125 17H126V16H125ZM151 17H152V16H151ZM156 17H158V15H156ZM160 17H161V16H160ZM193 17H195V21L198 22V21H197L198 19H196V15H194ZM198 17H197V18H198ZM200 17H201V16H200ZM225 17H226V16H225ZM6 18H8V19H6ZM21 18L19 17V19H21ZM47 18H46V19H47ZM55 18H56V17H55ZM55 18H53V19H55ZM60 18H62V17H60ZM134 18H135V17H134ZM139 18H140V16H139ZM177 18H178V17H177ZM208 18H209V17H208ZM213 18H214V17H213ZM219 18H220V17H219ZM226 18H227V17H226ZM228 18H229V17H228ZM28 19H29V20H25V22L21 23L22 25L20 24L21 26H25V28L27 27V28H26L27 30H28V28H31V29H32V26H35V25L30 26V23H29V22L33 21L32 24H36V23H38V22H41V21H39L40 18L37 20L38 22H34L35 20H32V19H30V18H28ZM46 19H45V20H46ZM107 19H108V18H107ZM111 19H112V18H111ZM120 19H121V18H120ZM148 19H150V18H148ZM154 19H155V18H154ZM183 19H184V17H183ZM210 19H212V18H210ZM223 19H224V18H223ZM233 19L236 20L235 17H234ZM1 20H3V19H1ZM1 20H0V26L3 25V24L1 23V22H2ZM5 20H3L4 23H5ZM45 20H44L43 22H45V24H46L47 21H45ZM59 20H60V19H59ZM80 20H81V19H80ZM96 20H97V19H96ZM103 20H104V19H103ZM138 20H139V19H138ZM168 20H170V19H168ZM173 20H174V18H173ZM18 21H19V20H18ZM18 21H16V19H15V22L17 23V25H18V23H20L22 20L19 21V22H18ZM26 21H28V22H27V25H23V24L26 23ZM105 21L107 22V20H105ZM119 21H120V20H119ZM131 21H132V20H131ZM133 21H134V20H133ZM192 21H193V19H192ZM200 21H201V19H200ZM200 21H199V22H200ZM226 21H227V20H226ZM226 21H225V22H226ZM13 22H14V20H12V21L10 20V23H11V24H12ZM43 22H42V23H43ZM48 22H51V23H52V21H48ZM48 22H47V25L49 26L50 23H48ZM85 22H86V21H85ZM85 22H84V23H85ZM128 22H129V21H128ZM134 22H135V21H134ZM151 22H152V21H151ZM162 22H163V21H162ZM180 22H181V20H180ZM189 22L192 23V22H191V19H189ZM189 22H188V23H189ZM193 22H194V21H193ZM204 22H205V20H204ZM204 22H203V23H204ZM212 22H213V21H212ZM217 22H218V21H217ZM219 22H220V21H219ZM232 22H233V21H232ZM235 22H236V21H235ZM7 23H8V22H7ZM16 23H13V26H14V24H16ZM42 23H41V24H42ZM54 23L57 24V21H55ZM109 23H110V22H109ZM116 23H117V21H116ZM130 23H131V22H130ZM136 23H137V22H136ZM136 23H135V24H136ZM158 23H159V21H158ZM169 23H170V22H169ZM171 23L173 24L174 22H171ZM175 23H176V19H175ZM203 23H202V24H203ZM205 23L207 24V22H205ZM227 23H228V22H227ZM41 24H40V25H41ZM56 24H55V26H57ZM58 24H59V23H58ZM64 24H65V23H62V26H63L62 29H64V27H65ZM86 24H87V23H86ZM91 24H92V23H91ZM96 24H97V23H96ZM117 24H119V23H117ZM135 24H134V25H135ZM146 24H147V23H146ZM166 24H168V23H166ZM192 24H193V23H192ZM192 24H191V25H192ZM198 24H200V23H198ZM213 24H215V23H213ZM217 24H218V23H217ZM221 24H222V23H221ZM223 24H224V23H223ZM233 24H234V23H233ZM233 24H232V25H233ZM241 24H242V23H241ZM8 25H10V24H8ZM17 25H16V27H17ZM20 25H19V27H20ZM28 25H29V26H28ZM38 25H39V24H38ZM60 25H61V24H60ZM60 25H59V27H60ZM103 25H104V24H103ZM110 25H111V23H110ZM129 25H131V24H129ZM129 25H128V26H129ZM186 25H187V24H186ZM189 25H190V24H189ZM207 25H209V23H208ZM211 25H212V23H211ZM226 25H228V24H226ZM235 25H236V24H235ZM11 26H12V25H11ZM42 26H43V24H42ZM118 26H119V25H118ZM137 26H138V25H137ZM147 26H148V25H147ZM157 26H158V28H159L160 25H157ZM218 26H219V24L217 25V27H218ZM221 26H222V25H221ZM3 27H6V26L3 25ZM16 27H13V29H14V30H18V29H20V28L17 29ZM40 27H41V26H40ZM45 27H46V25H44L42 28H38L37 26H36L35 28H38L39 30H38V29H37V30H38L39 32H40L42 29H44V30L41 31L42 33H41V32H40V33H41V35H42L43 32H44V35H45V34H46L45 32H47L48 30L51 29V28H50L51 25H50L49 29H47V27H46V28H45ZM52 27H54V25H53ZM85 27H87V26H85ZM124 27H126V26H124ZM132 27H133V25H132ZM151 27H152V26H151ZM174 27H175V26H174ZM191 27H192V26H191ZM200 27L202 28V25H201ZM204 27H205V26H204ZM204 27H203V28H204ZM211 27H212V26H211ZM219 27H220V26H219ZM219 27H218V28H219ZM234 27H235V26H234ZM0 28H1V27H0ZM15 28H16V29H15ZM22 28H23V27H22ZM22 28H21V29H22ZM130 28H131V27H130ZM135 28H136V27H135ZM139 28H140V27H139ZM161 28H162V27L160 26V29H161ZM166 28H168V26H167ZM188 28H189V30H190V27H188ZM206 28H207V30H208L210 27L207 26V27H205V29H203V30H206ZM212 28H213V27H212ZM212 28H211V30H212ZM231 28H232V27H231ZM3 29H4V28H3ZM31 29H30V31H31ZM40 29H41V30H40ZM53 29H55V28H53ZM79 29H80V28H79ZM81 29H82V28H81ZM88 29H89V28H88ZM111 29H112V28H111ZM121 29L123 30V28H121ZM131 29H132V28H131ZM150 29H151V28H150ZM154 29H155V28H154ZM168 29H169V28H168ZM184 29H185V28H184ZM214 29H215V28H214ZM221 29H223V28H221ZM1 30H2V29H1ZM1 30H0V33H6V34H7V35H6V38L8 37V35H11V34L9 33V31L11 30L10 28H8V29H4L3 31H5V32H3V31H1ZM8 30H9V31H8ZM35 30H36V29H35ZM45 30H47V31H45ZM65 30H66V29H65ZM74 30H76V29H74ZM138 30H139V29H138ZM143 30H144V29H142L141 31H143ZM148 30H149V29H148ZM169 30H170V29H169ZM173 30H174V29H173ZM189 30H188V33H189ZM192 30H193V29H192ZM199 30H200V29H199ZM199 30H197V31H199ZM215 30H216V29H215ZM215 30H214V32H211L212 35H215V34H216L217 31H215ZM219 30H220V28H219ZM28 31H29V30H28ZM30 31H29V32H30ZM38 31H37V32H38ZM54 31H55V30H54ZM56 31L59 32V29H57ZM67 31H68V30H67ZM92 31H93V30H92ZM112 31H113V30H112ZM112 31H111V32H112ZM119 31H120V30H119ZM126 31H128V30H124V32H126ZM133 31H134V30H133ZM141 31H140V32H141ZM155 31H156V29H155ZM158 31H159V30H157L156 33H157ZM175 31H176V30H175ZM186 31H187V30H186ZM186 31H185V32H186ZM193 31H194V30H193ZM209 31H210V30H209ZM212 31H213V30H212ZM220 31L222 32L223 30H220ZM232 31L234 32L233 29H232ZM18 32H19V31H18ZM18 32L15 31L16 35L18 34ZM33 32H34V31H33ZM37 32H36V33H37ZM63 32H64V31H63ZM76 32H77V31H75L74 33L72 32V33L75 34ZM84 32H85V31H84ZM120 32H121V31H120ZM129 32H130V31H129ZM129 32H127V33L130 34ZM135 32H137V31H135ZM161 32H162V31H161ZM199 32H201V34L205 33V32L202 33V30L199 31ZM221 32L219 33V35L221 34ZM235 32H236V31H235ZM20 33H21V32H19V34H20ZM34 33H35V32H34ZM47 33H48V35L52 34V36H53V34H54L55 32H47ZM65 33H66V31H65ZM72 33H70L71 36H72ZM80 33H81V32H80ZM143 33H144V32H143ZM188 33H187V34H188ZM190 33H191V32H190ZM196 33H197V32H196ZM213 33H215V34H213ZM217 33H218V32H217ZM230 33H232V32H230ZM19 34H18V35H19ZM27 34H29V33H27ZM30 34H31V32H30ZM58 34H59V33H58ZM66 34H69V33L67 32ZM114 34H115V33H114ZM122 34H123V33H122ZM122 34H121V36H122ZM131 34H132V33H131ZM131 34H130V35H131ZM165 34H167V35H164V36H169L168 33H165ZM193 34H195V31L193 32ZM193 34L190 35V36H193ZM207 34H208V33H207ZM207 34H206V35H205V34H204V35H200V36H201V39H203L202 36H208V35H209V34H208V35H207ZM223 34H224V33H222V36H223ZM232 34H233V33H232ZM232 34H231V36H232ZM234 34H235V33H234ZM1 35H2V34H1ZM18 35H17V38L12 37V38H10V39L13 40V38H14V39H16V40H15L16 42L18 41V42H21V43H22L21 39H22V40L25 39V40H23V41H25V42H29V41H30V42H29V43H30L29 45H32V41H31V40H28V41H27L26 38H18ZM20 35H21V36H24L25 34L23 35V34L21 33ZM34 35H35V36H41L40 34H39V35L34 34ZM44 35H43V36H44ZM77 35H78V33H77ZM77 35H76V37H77ZM81 35H82V34H79V36H81ZM123 35H124V34H123ZM148 35H149V34H148ZM198 35H199V34L197 33L196 36H198ZM212 35H211V36H212ZM224 35H225V34H224ZM26 36H27V35H26ZM43 36H42V37H43ZM52 36H50V38H49V39H51V41H52V39L54 38V36H53V37H52ZM71 36H70V37H71ZM90 36H91V35H90ZM126 36H127V34L125 35V37H126ZM128 36H129V35H128ZM132 36H133V35H132ZM136 36H137V35H136ZM136 36H135V38H136ZM139 36H140V33H139ZM139 36H137V37H139ZM152 36H153V35H152ZM152 36H150V37H152ZM222 36H221V37H222ZM228 36H229V34H228ZM228 36H227V37H228ZM231 36H230V37H231ZM0 37H2V38H0L1 40L4 39V41L0 42V44L6 42L7 39H5L4 35H2V36H0ZM28 37H29V36H28ZM44 37H45V36H44ZM48 37H49V36L46 35V39H47ZM145 37H146V36H145ZM158 37H159V36H158ZM169 37H170V36H169ZM169 37H168V38H169ZM177 37H178V38H176V37H175V38H176L177 40H179V36H177ZM213 37H214V36H213ZM213 37H212V38H213ZM221 37H219V38L221 39ZM63 38H64V37H63ZM63 38H62V39H63ZM89 38H90V37H89ZM122 38H124V36H122ZM128 38H130V37H127V39H128ZM140 38H141V37H140ZM161 38H162V37H161ZM173 38H174V37H173ZM184 38H185V37H184ZM192 38H193V37H192ZM199 38H200V37H198V39H199ZM206 38H207V37H206ZM219 38H218V40H219ZM232 38H233V37H232ZM235 38H236V37H235ZM10 39L8 38V40H10ZM30 39H31V36H30ZM39 39H40V37H39ZM49 39H47V40H49ZM64 39H67V40H68V39H70V38L67 37V38H64ZM64 39L62 40L63 43H60V44H62V45L64 44ZM71 39H72V37H71ZM75 39H77V38H75ZM101 39H102V38H101ZM143 39H144V38H143ZM143 39H141V40H143ZM149 39H150V38H149ZM164 39H165V37H164ZM176 39L174 40V42L172 41V43H173V44L176 43V45H177V42H178V44H180L179 41L176 42ZM189 39H190V38H188V40H189ZM213 39H214V38H213ZM233 39H234V38H233ZM42 40H43V39H42ZM47 40H45L46 43L48 42ZM77 40H78V39H77ZM116 40H117V39H116ZM130 40H132V39L130 38ZM135 40H136V39H135ZM138 40H139V39H138ZM141 40H140V41H141ZM170 40H171V39H170ZM182 40H184V39H182ZM185 40H186V38H185ZM185 40H184V41H185ZM188 40H186V42H187ZM194 40H195V39H194ZM196 40H197V39H196ZM196 40H195V41H196ZM225 40H227V39H225ZM53 41H55V39H54ZM62 41H57V43H58V42H62ZM72 41H74V40H72ZM121 41H122V40H121ZM124 41H125V39H124ZM165 41H166V39H165ZM184 41H183V43H184ZM203 41H205V40L203 39ZM208 41H209V40H208ZM210 41H212V39H211ZM10 42L12 43L11 40H10ZM88 42H89V41H88ZM115 42H116V41H115ZM146 42H147V41H146ZM213 42H216V41L213 40ZM230 42H231V40H230ZM34 43H35V42H34ZM34 43H33V44H34ZM57 43L54 44V45L58 47L59 45H58ZM119 43H120V41H119ZM121 43H122V42H121ZM131 43H132V41H131ZM144 43H145V42H144ZM153 43H154V42H153ZM164 43H165V42H163V44H164ZM172 43L170 42V44H172ZM181 43H182V42H181ZM183 43H182V44H183ZM194 43H195V42H194ZM196 43H197V42H196ZM201 43H202V42H201ZM205 43H207V42H205ZM221 43H222V42H221ZM223 43H224V41H223ZM223 43H222V45H223ZM4 44H5V43H4ZM23 44H24V43H22V45H23ZM26 44H27V43H26ZM47 44H48V43H47ZM66 44H67V43H66ZM66 44H65L63 47H65ZM71 44H73V42H72ZM85 44H86V43H85ZM88 44H89V43H88ZM93 44H94V43H93ZM184 44H185V43H184ZM191 44H192V43H191ZM199 44H200V43H199ZM219 44H220V43H219ZM228 44H229V43H227L226 46H227ZM232 44H233V43H232ZM6 45H7V44H6ZM17 45H18V43H17ZM22 45H21V46H22ZM29 45H28V46H29ZM35 45H36V44H35ZM35 45H32V47L35 46ZM50 45H51V44H50ZM54 45L52 44L51 47L54 46ZM68 45H69V43H68ZM86 45H87V44H86ZM116 45H117V44H116ZM174 45H175V44H174ZM185 45H186V44H185ZM202 45H204V44H202ZM212 45H213V44H212ZM212 45H211V46H212ZM263 45H264V44H263ZM1 46L4 47V45H1ZM7 46H8V45H7ZM15 46H16V45H15ZM15 46H14V45L10 46V49H11V50L13 49L14 52H15V51H18L17 48H16ZM23 46H24V45H23ZM37 46H39V45H37ZM55 46H54V47H55ZM60 46H61V45H60ZM84 46H85V45H84ZM119 46H120V45H119ZM119 46H118V47H119ZM145 46H146V45H145ZM179 46H181V44H180ZM211 46H210V47H211ZM217 46H218V45H217ZM2 47H1V48H2ZM19 47H20V46H19ZM32 47H29V48L32 49ZM40 47H41V45H40ZM46 47H47V46H46ZM51 47H49V48H51ZM54 47H53V49L55 50ZM70 47H72V46H70ZM73 47H74V46H73ZM75 47H76V46H75ZM110 47H111V46H110ZM162 47H163V46H162ZM184 47H185V46H184ZM190 47H192V46H190ZM220 47H221V45H220ZM230 47H232V46H229V48H230ZM1 48H0V49H1ZM20 48H22V47H20ZM68 48H69V47H68ZM113 48H115V47H113ZM159 48H160V47H159ZM170 48H171V47H170ZM177 48H178V45H177ZM179 48H180V47H179ZM181 48H182V47H181ZM192 48H193V47H192ZM195 48H196V47H195ZM214 48H215V47H214ZM217 48H218V47H217ZM217 48H216V50H217ZM229 48H228V49H229ZM2 49H3V48H2ZM2 49H1L0 51L5 52V51H8V50H5V49H9V48L6 47V48L3 49V50H2ZM23 49H24V48H23ZM34 49H36V48H34ZM39 49H41V48H39ZM43 49H48V47H47V48H43ZM62 49H63V48H62ZM62 49H61V50H62ZM65 49H66V48H64V50H62V51H65ZM69 49H71V48H69ZM73 49H74V48H73ZM73 49H72V50H73ZM84 49H85V48H84ZM87 49H88V48H87ZM132 49H133V48H132ZM160 49H161V48H160ZM163 49H164V48H163ZM175 49H176V46H175ZM196 49H197V48H196ZM203 49H204V48H203ZM211 49H212V47H211ZM218 49H219V48H218ZM13 50H12V51H13ZM32 50H33V49H32ZM56 50H60V49H59V48H58V49L56 48ZM56 50H55V51H56ZM79 50H80V49H79ZM81 50H82V49H81ZM152 50H153V49H152ZM186 50H187V52H188V50L191 51V48L186 49ZM224 50H225V49H224ZM229 50H230V49H229ZM19 51H20V52H19ZM19 51L16 52V53H21L22 50L20 49ZM50 51H51V50H50ZM55 51L52 50V52H55ZM99 51H100V50H99ZM101 51H102V50H101ZM113 51H114V50H113ZM130 51H133V50H130ZM138 51H139V50H138ZM159 51H160V50H159ZM173 51H176V50H173ZM173 51H172V52H173ZM177 51H178V50H177ZM257 51H258V50H257ZM28 52H29V51H28ZM40 52H41V51H40ZM58 52H59V51H58ZM126 52H127V51H126ZM134 52H135V49H134ZM145 52H147V51H145ZM150 52H151V51H150ZM164 52H165V51H164ZM215 52H216V51H215ZM215 52H214V53H215ZM228 52H229V51H228ZM239 52H240V51H239ZM5 53H6V52H5ZM31 53H32V52H31ZM60 53H61V52H60ZM67 53H68V52H67ZM76 53H77V52H76ZM154 53H156V52H154ZM175 53H176V52H175ZM192 53H193V52H192ZM192 53H191V54H192ZM203 53H204V52H203ZM205 53H206V52H205ZM216 53H219V52H216ZM221 53L223 54V52H221ZM243 53H244V52H243ZM9 54H10V51H9ZM9 54H5V55H9ZM22 54H23V53H22ZM41 54H43V53H41ZM49 54H50V53H49ZM55 54H57V53H55ZM92 54H93V53H92ZM99 54H100V53H99ZM145 54H146V53H145ZM156 54L158 55V53H156ZM156 54H155V55H156ZM160 54H161V53H160ZM160 54H159V56H158L159 59H160ZM186 54H187V53H186ZM222 54H221V55H222ZM244 54H245V53H244ZM244 54H243V56H244ZM249 54H250V53H249ZM25 55H27V54L24 53L23 56L25 57ZM30 55H31V56H29V55L26 56L25 62H27V64L23 63L24 66L27 65V68H28V69H26V71L29 70L30 66L32 67V63L30 62V61H32V60H29V59H30L29 57L32 58V54H30ZM63 55H66V54H63ZM69 55H71V54L69 53ZM69 55H68V58H69ZM73 55H74V53H73ZM110 55H111V54H110ZM114 55H115V54H114ZM118 55H119V54H118ZM155 55H154V56H155ZM165 55H166V54H165ZM221 55H219V56H221ZM230 55H232V54H230ZM0 56H1V54H0ZM18 56H19V55H18ZM44 56H45V55H44ZM56 56H57V55H56ZM66 56H67V55H66ZM71 56H72V55H71ZM80 56H81V55H80ZM86 56H87V55H86ZM116 56H117V53H116ZM119 56H120V55H119ZM128 56H129V55H128ZM146 56H148V55H146ZM162 56H163V55H162ZM185 56H186V55H185ZM223 56L225 57V56H227V55H224V54H223ZM233 56H234V55H233ZM233 56H232V57H233ZM253 56H254V55H253ZM257 56H258V54H257ZM1 57H2V56H1ZM1 57H0V61H1ZM19 57H20V56H19ZM50 57H51V56H50ZM54 57H55V55L53 54V58H54ZM58 57H60L59 54H58ZM76 57L78 58L77 55H76ZM133 57H134V56H133ZM158 57H156V59H158ZM166 57H167V56H166ZM172 57H173V56H172ZM193 57H194V56H193ZM193 57H192V58H193ZM202 57H203V56H202ZM227 57H228V56H227ZM227 57H226V58H227ZM246 57H248V56H246ZM2 58H3V57H2ZM5 58H6V60H7V57H6V56H5ZM9 58H12V55H11V57H9ZM20 58H21V57H20ZM20 58H19V59H16V60H21ZM27 58H29V59L27 60ZM66 58H67V57H66ZM71 58H72V57H71ZM101 58H102V57H101ZM114 58H115V57H114ZM116 58H117V57H116ZM116 58H115V60H116ZM129 58H130V57H129ZM167 58H168V57H167ZM167 58H166V59H167ZM182 58H184V57H182ZM185 58H186V57H185ZM242 58H243V57H242ZM36 59H37V58H36ZM36 59H35V60H36ZM126 59H128V58H126ZM131 59H132V58H131ZM131 59H129V60L131 61ZM140 59H142V58H140ZM146 59H147V58H146ZM152 59H153V58H152ZM206 59H207V58H206ZM211 59H212V58H211ZM232 59H234V57H233ZM237 59H238V57H237ZM245 59H246V58H245ZM6 60L2 59V61H4V62H2V65H3V63H4V65H6V68L9 67V68H8V70H9V69L11 68V67H10L11 65H8V64H6V63H9L10 61H6ZM41 60H42V59H41ZM50 60H51V59H50ZM53 60H54V59H53ZM56 60H57V59H56ZM61 60H62V59H61ZM64 60H65V59H64ZM64 60H62V61H64ZM70 60H71V59H70ZM72 60H73V59H72ZM83 60H84V59H83ZM119 60H120V58H119ZM122 60H123V59H122ZM144 60H145V59H144ZM150 60H151V59H150ZM162 60H163V58H162ZM189 60H190V58H189ZM192 60L195 61V59H192ZM202 60H203V59H202ZM226 60H228V59H226ZM12 61H13V60H12ZM23 61H24V60H23ZM44 61H45V60H43V62H44ZM99 61H100V60H99ZM156 61H157V60H156ZM165 61H166V60H165ZM169 61H170V60H169ZM177 61H178V60H177ZM179 61H180V60H179ZM193 61H192V62H193ZM207 61H209V59H208ZM16 62H17V61H16ZM16 62H15V63H16ZM45 62H46V61H45ZM65 62H66V61H65ZM96 62H98V61H96ZM126 62H127V61H126ZM135 62H136V61H135ZM147 62H149L148 59H147ZM227 62H228V61H227ZM231 62H232V61H231ZM15 63L13 62V65H12V66H13V70H16V69H17V68L15 67V66H16ZM28 63H29V65H30V63H31V65L28 66ZM38 63H39V62H38ZM52 63H53V62H52ZM77 63H78V62H77ZM77 63H76V64H77ZM92 63H93V62H92ZM92 63H91V64H92ZM158 63H159V62H158ZM160 63H161V62H160ZM175 63H176V62H175ZM179 63H180V62H179ZM196 63H197V62H196ZM203 63H204V62H203ZM207 63H208V62H207ZM207 63H206V64H207ZM9 64H12V63H9ZM18 64H19V63H18ZM18 64H17V65H18ZM21 64H22V63H21ZM35 64H36V63H35ZM42 64H43V63H42ZM50 64H51V63H49V65H50ZM59 64H60V63H59ZM100 64H101V63H100ZM100 64H99V65H100ZM104 64H106V63H104ZM107 64H108V63H107ZM117 64H118V63H117ZM165 64H166V63H165ZM181 64H183V63L181 62ZM190 64H191V63H190ZM220 64H221V63H220ZM225 64H226V63H225ZM240 64H241V63H240ZM2 65L0 64V66H2ZM114 65H115V63H114ZM166 65L168 66V64H166ZM172 65H174V64H172ZM185 65H188V64H185ZM195 65H196V64H195ZM235 65H236V64H235ZM242 65H243V64H242ZM18 66H19V65H18ZM45 66H46V64H45ZM50 66H51V65H50ZM50 66H49V67H50ZM59 66H61V65H58L57 67H59ZM78 66H79V65H78ZM144 66H145V65H144ZM174 66H176V64H175ZM179 66H180V65H179ZM183 66H184V65H183ZM198 66H199V65H198ZM209 66H210V62H209ZM224 66H225V65H224ZM224 66H221V67H224ZM232 66H234V65H232ZM240 66H241V65H239V67H240ZM21 67H23V66H21ZM53 67H54V65H53ZM93 67H95V66L93 65ZM110 67H111V66H110ZM118 67H119V66H118ZM123 67H124V66H123ZM142 67H143V66H142ZM177 67H178V65H177ZM191 67H192V65H191ZM200 67H201V66H200ZM213 67H214V66H213ZM0 68L2 69V68H4V66H2V67H0ZM14 68H16V69H14ZM19 68H20V67H19ZM41 68H42V67H41ZM41 68H39V69L41 70ZM45 68H46V67H45ZM70 68H71V67H70ZM72 68H74V65H73ZM76 68H77V67H75V69H76ZM107 68H108V67H107ZM111 68H112V67H111ZM114 68H115V67H114ZM145 68H146V67H145ZM164 68H165V67H164ZM166 68H168V67H166ZM215 68H216V67H215ZM20 69H21V70H24V69H22V68H20ZM34 69H35V67H34ZM36 69H37V68H36ZM58 69H60V68H58ZM75 69H74V70H75ZM97 69H98V68H97ZM112 69H113V68H112ZM116 69H117V68H116ZM120 69H121V68H120ZM173 69H174V68H173ZM175 69H176V68H175ZM179 69H180V68H179ZM179 69L176 70V71L178 72ZM192 69H193V67L191 68V70H192ZM194 69H195V68H194ZM196 69H197V68H196ZM211 69H212V68H211ZM234 69H235V68H234ZM236 69H237V68H236ZM236 69H235V70H236ZM239 69H240V68H239ZM248 69H249V68H248ZM3 70H4V69H3ZM8 70H7V72H10V70H9V71H8ZM13 70H12L11 72H14ZM18 70H19V69H18ZM31 70H32V69H31ZM63 70H64V69H63ZM63 70H62V71H63ZM76 70H77V69H76ZM113 70H114V69H113ZM141 70H142V69H141ZM146 70H147V69H146ZM159 70H160V69H159ZM161 70H162V68H161ZM166 70H167V69H166ZM169 70H170V69H169ZM171 70H172V68H171ZM240 70H241V69H240ZM250 70H251V69H250ZM252 70H253V69H252ZM26 71H21V72H24V73H25ZM35 71H36V70H34V72H35ZM65 71H66V70H65ZM87 71H88V70H87ZM99 71H100V70H99ZM133 71H134V70H133ZM151 71H152V70H151ZM151 71H150V72H151ZM162 71H163V70H162ZM187 71H188V69H187ZM192 71H193V70H192ZM196 71H197V70H196ZM196 71H194V72H196ZM210 71H211V70H210ZM216 71H219V73H220V70L217 69ZM230 71H232V70H230ZM241 71H242V70H241ZM7 72L3 71V73H2V71H1V72H0L1 77H2V76H5V75L8 76ZM16 72H17L18 74L21 73V72H19V71H16ZM29 72H32V71H29ZM97 72H98V70H97ZM122 72H123V70H122ZM122 72H121V73H122ZM135 72H137V71H135ZM138 72H139V70H138ZM142 72H143V71H142ZM147 72H148V71H147ZM165 72H166V71H165ZM177 72H176V73H177ZM181 72H182V75H183V70H182ZM189 72H190V71H189ZM199 72H200V71H199ZM236 72L238 73L237 70H236ZM242 72H243V71H242ZM46 73H47V72H46ZM117 73H118V72H117ZM129 73H130V72H128V73L126 72L125 74H128V75H129ZM144 73H145V72H144ZM151 73H152V72H151ZM161 73H162V72H161ZM191 73H192V72H191ZM208 73H210V72H208ZM221 73H222V71H221ZM234 73H235V72H234ZM234 73H233V74H234ZM244 73H245V72H244ZM251 73H252V72H250V74H251ZM3 74H5V75H3ZM37 74H38V75H36V76L39 77V76H40V75H39L40 73H37ZM85 74H86V73H85ZM96 74H98V73H96ZM96 74H95V75H96ZM130 74H131V73H130ZM138 74H139V73H138ZM173 74H174V73H173ZM186 74H187V73H186ZM226 74H227V73H225V76H226ZM245 74H246V73H245ZM247 74H248V73H247ZM250 74H249V75H250ZM14 75H15V74H14ZM21 75H23V74L21 73ZM21 75H20V76H21ZM26 75H27V74H26ZM119 75L121 76V74H119ZM131 75H132V74H131ZM144 75H147V74H144ZM177 75H179V72L177 73ZM194 75H195V74H194ZM204 75H206V74H204ZM253 75H254V74H253ZM9 76H10V77H9ZM9 76H8V77H9L8 79H9V81H10V78L15 79L16 76H17V74H16L15 76H11V75L9 74ZM47 76H49V75H47ZM47 76H46V77H47ZM54 76H55V75H54ZM56 76H57V74H56ZM59 76H61V75H59ZM75 76H76V75H75ZM110 76H111V75H110ZM139 76H141V75L139 74ZM139 76H138V77H139ZM151 76H152V74H151ZM161 76H162V75H161ZM190 76H191V75H190ZM217 76H218V75H217ZM234 76H235V75H234ZM237 76H238V75H237ZM29 77H30V76H29ZM41 77H42V76H41ZM83 77H84V76H83ZM94 77H95V76H94ZM115 77H116V76H115ZM125 77H126V76H125ZM141 77H142V76H141ZM144 77H145V79H146L147 76H144ZM166 77H167V75H166ZM176 77H177V76H176ZM197 77H198V75H197ZM214 77H215V76H214ZM228 77H232V76H228V75H227V76L224 77V78H226V79L228 80V79H229ZM239 77H240V74H239ZM255 77H256V76H255ZM4 78H5V77H4ZM39 78H40V77H39ZM42 78H45V77H42ZM49 78H51V76H49ZM62 78H63V77H62ZM84 78H85V77H84ZM110 78H111V77H110ZM112 78H113V77H112ZM133 78H134V77H133ZM171 78H172V77H171ZM193 78H195V76H194ZM193 78H192V79H193ZM218 78H219V77H218ZM218 78H217V79H218ZM221 78H223V77H221ZM6 79H7V78H6ZM13 79H12L11 82H14ZM22 79H23V78H22ZM30 79H32V75H31V78H30ZM85 79H86V78H85ZM113 79H114V78H113ZM115 79H116V78H115ZM129 79H131V78H129ZM134 79H135V78H134ZM134 79H133V80H134ZM141 79L143 80L144 78H140L139 81H141ZM185 79H186V78H185ZM197 79H198V78H197ZM215 79H216V77H215ZM226 79H224V80H226ZM256 79H257V78H256ZM20 80H21V77H20ZM32 80H33V79H32ZM45 80H47V79H45ZM48 80H49V79H48ZM48 80H47V81H48ZM50 80H51V79H50ZM125 80H127V78H125ZM147 80L149 81L150 79L147 78ZM163 80H164V79H163ZM222 80H223V79H222ZM222 80H221V81H222ZM227 80H226V81H227ZM231 80H232V79H231ZM254 80H255V79H254ZM254 80H253V82H255ZM7 81H8V80H7ZM9 81H8V83H9ZM22 81H24V80H22ZM27 81H28V79H27ZM30 81H31V80H30ZM80 81H81V80H80ZM85 81H86V80H85ZM105 81H106V80H105ZM107 81H108V80H107ZM115 81H116V80H114V82H115ZM127 81H128V80H127ZM135 81H136V79H135L134 81H132V82H135ZM145 81H146V80H145ZM150 81H151V80H150ZM199 81H201V80H199ZM219 81H220V80H219ZM228 81H229V80H228ZM251 81H252V80H251ZM5 82H6V81H5ZM5 82H3V83H5ZM19 82H20V81H19ZM31 82H32V81H31ZM43 82H44V81H43ZM112 82H113V81H112ZM118 82H119V81H118ZM132 82H128V83H129L128 85L132 84ZM183 82H184V81H183ZM229 82H231V81H229ZM249 82H250V81H249ZM26 83H27V82H26ZM44 83H45V82H44ZM86 83H87V82H86ZM122 83H123V82H122ZM168 83H170V82H168ZM184 83H185V82H184ZM188 83H189V82H188ZM202 83H203V81H202ZM223 83H224V82H223ZM226 83H227V82H226ZM255 83H256V82H255ZM0 84H1V83H0ZM5 84H6V83H5ZM16 84H17V82L15 83V85H16ZM47 84H48V83H47ZM49 84H50V83H49ZM92 84H93V83H92ZM123 84H124V83H123ZM140 84H141V83H140ZM174 84H175V82H174ZM179 84H181V83L179 82ZM200 84H201V83H200ZM235 84H236V82H235ZM248 84H249V83H248ZM250 84H251V83H250ZM250 84H249V85H250ZM1 85H3V84H1ZM9 85H10V83H9ZM15 85H14V86H15ZM100 85H102V84H100ZM114 85H115V84H114ZM132 85H136V84H132ZM141 85H142V84H141ZM171 85H172V84H171ZM181 85H182V84H181ZM190 85H192V84H190ZM202 85H204V84H202ZM210 85H211V84H210ZM213 85H214V83H213ZM3 86H4V85H3ZM6 86H8V85L6 84ZM10 86H11V85H10ZM12 86H13V85H12ZM14 86H13V87H14ZM46 86H47V85H46ZM89 86H91V85H89ZM107 86H108V85H107ZM126 86H127V85H126ZM138 86H139V85H138ZM138 86L136 85V87H138ZM153 86H154V85H153ZM179 86H180V85H179ZM204 86H205V85H204ZM207 86L209 87V85L206 84V88H207ZM232 86H233V85H232ZM236 86H238V85H236ZM257 86H259V85L257 84ZM8 87H9V86H8ZM16 87H17V88H20V86H18V85L15 86L14 88L16 89ZM24 87H25V86H24ZM30 87H32V86H30ZM60 87H61V86H60ZM68 87H69V86H68ZM78 87H79V86H78ZM80 87H81V86H80ZM112 87H113V86H112ZM118 87H119V86H118ZM130 87H131V86H130ZM136 87L134 86V88H136ZM168 87H169V86H168ZM168 87H167V88H168ZM195 87H196V86H195ZM225 87H226V86H225ZM233 87H234V86H233ZM239 87H240V86H239ZM95 88H96V87H95ZM128 88H129V87H128ZM159 88H160V87H159ZM172 88H173V87H172ZM209 88H210V87H209ZM228 88H229V87H228ZM230 88H232V87H230ZM230 88H229V89H230ZM240 88H241V87H240ZM252 88H253V87H252ZM4 89L8 90L9 88H7V87L2 88V89L0 88V91H3ZM21 89H22V91L24 92V89H25V88H21ZM27 89H28L27 91H29V90H31L32 88H31V89H30V88H27ZM38 89H39V88H38ZM40 89H41V88H40ZM46 89H47V88H46ZM46 89H45V90H46ZM57 89H58V88H57ZM85 89H86V87L84 88V90H85ZM101 89H102V87H101ZM130 89H131V88H130ZM146 89H147V88H146ZM169 89H170V88H169ZM257 89H258V88H257ZM6 90H4V91H6ZM12 90H13V89H12ZM12 90H11V91H12ZM36 90H37V89H36ZM70 90H71V89H70ZM138 90H139V88H138ZM160 90H161V89H160ZM171 90H172V89H171ZM181 90H182V89H181ZM181 90H179V91H181ZM183 90H184V89H183ZM198 90H199V89H198ZM233 90H234V89H233ZM261 90H262V89H261ZM4 91H3V92H4ZM8 91H9V90H8ZM8 91H7V92H8ZM14 91H15V90H14ZM56 91H57V90H56ZM134 91H135V90H134ZM158 91H159V89H158ZM210 91H211V90H210ZM224 91H225V89H224ZM224 91H223V92H224ZM255 91H256V90H255ZM255 91H254L253 94H255ZM9 92H10V91H9ZM25 92H26V91H25ZM25 92H24V93H25ZM30 92H31V91H30ZM33 92H34V91H33ZM38 92H39V91H38ZM38 92H37V94H38ZM85 92H86V91H85ZM92 92H93V91H92ZM94 92H95V91H94ZM110 92H111V91H110ZM119 92H120V91H119ZM128 92H129V91H128ZM176 92H177V90H176ZM190 92H191V91H190ZM238 92H239V91H238ZM249 92H251V91H249ZM262 92H263V91H262ZM11 93H12V92H11ZM13 93H14V92H13ZM13 93H12V96L17 97V95H18L20 92H19L17 95H16V93H15V95H13ZM49 93H51V92L49 91ZM59 93H60V92H59ZM66 93H67V91L65 92V94H66ZM117 93H118V91H117ZM141 93H143V92L141 91ZM141 93H139V94L141 95ZM155 93H156V92H155ZM172 93H173V92H172ZM172 93H171V94H172ZM194 93H195V92H194ZM233 93H234V92H233ZM0 94H2V92H0ZM5 94H6V93H4L3 95H5ZM32 94H33V93H32ZM32 94H31V95H32ZM39 94H40V96H41V93H39ZM129 94H130V93H129ZM166 94H167V93H166ZM234 94H235V93H234ZM3 95H2V96H3ZM8 95H9V94H8ZM31 95H29L28 98L32 99V98L30 97ZM35 95H36V94H35ZM49 95H50V94H49ZM49 95H48V96H49ZM52 95H53V94H52ZM62 95H63V93H62ZM83 95H84V94H83ZM137 95H138V91H137ZM181 95H182V94H181ZM181 95H180V97H181ZM220 95H221V94H220ZM250 95H251V94H250ZM55 96H56V95H55ZM71 96H72V95H71ZM130 96H131V95H130ZM142 96H143V94H142ZM196 96H197V95H196ZM231 96H232V95H231ZM9 97H10V96H9ZM14 97H13V98H14ZM20 97H22V95H21ZM24 97H26V96H24ZM24 97H22V98H24ZM37 97H38V96H37ZM37 97H36V98H37ZM74 97H75V96H74ZM77 97H79V96H77ZM86 97H87V96H86ZM118 97H119V96H118ZM147 97H148V96H147ZM166 97H167V96H166ZM166 97H165V98H166ZM169 97H170V96H169ZM1 98H2V97H0V99H1ZM3 98H5V97L3 96ZM7 98H8V97H7ZM10 98H11V97H10ZM39 98H40V97H39ZM94 98H95V96H94ZM120 98H121V97H120ZM139 98H140V97H139ZM142 98H143V97H142ZM148 98H149V97H148ZM148 98H145V99L147 100ZM158 98H159V97H158ZM172 98H174V97H172ZM222 98H223V97H222ZM18 99H19V98H18ZM30 99H29V100H30ZM47 99H48V98H47ZM51 99H52V98H51ZM51 99H50V100H51ZM67 99H68V98H67ZM135 99L137 100V98H135ZM145 99H144V101H145ZM184 99H185V98H184ZM203 99H204V98H203ZM214 99H215V98H214ZM226 99H227V98H226ZM228 99H229V98H228ZM7 100H8V99H7ZM7 100H6V99H5V100L2 99L1 101H7ZM9 100H10V99H9ZM9 100H8L7 102H9ZM26 100H27V98H26ZM29 100H28V101H29ZM68 100H69V99H68ZM100 100H101V99H100ZM102 100H103V99H102ZM111 100H112V99H111ZM130 100H131V99H130ZM132 100H133V99H132ZM139 100H140V99H139ZM164 100H165V99H164ZM172 100H174V99H172ZM236 100H237V99H236ZM243 100H244V99H243ZM248 100H249V99H248ZM255 100H256V99H255ZM255 100H254V101H255ZM1 101H0V102H1ZM15 101H17V99H15L14 102H15ZM60 101H61V100H60ZM60 101H59V102H60ZM91 101H92V100H91ZM103 101H104V100H103ZM107 101H108V100H107ZM169 101H170V100H169ZM187 101H188V100H187ZM200 101H201V100H200ZM218 101H219V100H218ZM7 102H6V103H7ZM12 102H13V101H11L10 103H12ZM30 102H31V101H30ZM35 102H36V101H35ZM42 102H45V101L42 100ZM42 102H41V103H42ZM50 102H51V101H50ZM68 102H69V101H68ZM115 102H117V100H116ZM138 102H139V101H138ZM156 102H157V101H156ZM184 102H185V101H184ZM196 102H197V101H196ZM222 102H223V101H222ZM245 102H247V101H245ZM3 103H4V102H3ZM37 103H38V102H37ZM62 103H63V102H62ZM82 103H83V101H82ZM105 103H106V102H105ZM108 103H110V102H108ZM112 103H113V102H112ZM163 103H164V102H163ZM163 103H162V105H163ZM188 103H189V102H188ZM215 103H216V102H215ZM233 103H234V102H233ZM235 103H236V102H235ZM239 103H240V102H239ZM0 104H1V103H0ZM42 104H45V103H42ZM95 104H96V103H95ZM110 104H111V103H110ZM139 104H140V103H139ZM160 104H161V103H160ZM165 104H167V103H165ZM175 104H176V103H175ZM189 104H190V103H189ZM228 104H230V103H228ZM231 104H232V103H231ZM249 104H250V103H249ZM1 105H3V104H1ZM5 105H7V104H5ZM16 105H17V104H16ZM16 105H14L13 107H14V108H17V109H18V107H19V108H20V107H23V106H20V104H19L18 106H16ZM67 105H68V104H67ZM117 105H118V104H117ZM120 105H121V103H120ZM171 105H172V104H171ZM178 105H179V104H178ZM178 105H177V106H178ZM180 105H181V104H180ZM191 105H192V104H191ZM221 105H222V104H221ZM235 105H237V104H235ZM3 106H4V105H3ZM3 106L0 107L1 110L7 108V106H5L4 108H2ZM8 106H9V105H8ZM25 106H26V105H25ZM25 106H24V107H25ZM29 106H30V105H28V107H29ZM33 106H34V105H33ZM38 106H41V105H38ZM38 106H37V107H38ZM43 106H44V105H43ZM64 106H65V105H64ZM96 106H97V105H96ZM122 106H124V104H123ZM137 106H138V105H137ZM164 106H165V105H164ZM183 106H185V105H183ZM215 106H216V105H215ZM218 106H219V105H218ZM227 106H228V105H227ZM231 106H232V105H231ZM239 106H242V105H239ZM254 106H255V105H254ZM13 107H12L11 109H14ZM34 107H35V106H34ZM34 107H29V108H31V109H32V108L34 109L32 113L30 112V114H26V113H25L26 110H25V111L22 110L24 113H23V112H22V113H21V112H18V113H21L20 116L18 115V116L20 117V119L17 117L18 122H19V125L13 123V122L17 123V119H15V116H17L18 113H15V112H16V111H14L15 109L13 110L14 112L12 111V113L15 114V115H13V117L10 116V115H12L11 111L6 112L7 114L4 113V112L2 111V112H3L2 116H1V114H0V116H1V117H0V120L2 121V124H6V125H8V126H6V127H8V128L10 127V126H9L10 122H12L11 125H13V127H15V128L19 126L17 129H15V128L13 129V127H12V131L15 132V134H16V135L13 134L15 138H13V136H10V135H8L7 138H6V137L4 138L2 135H4L5 132H8V131H6V130H4V133L0 134V135H1V136H0V141L3 139L1 142H2L4 145L6 144L5 147L8 145V147H6V150L2 149V150H4V151L6 152L5 155H7V156H8V155L11 156V155L9 154V152L7 151L8 148L12 150V151L9 150V151H11V152H17V150H20V151H22V153H23V152H25V149H27V150L30 149V147L27 148L29 145H31V143L29 144L28 142H32V141L34 142V141H37V139H36V137H35L34 135H33V140H32V134H33V133H32V132H33L32 130H36L38 127H39V129H42V128L44 129V127L41 126L42 123L44 122V120H42V121H41V120L37 121L36 124L38 125V127H34V128H32V124L34 123V122L32 123V121H33V120H32V118H33L32 114H33L34 111H35V108H34ZM41 107H42V106H41ZM51 107H52V105H51ZM81 107H82V106H81ZM86 107H87V106H86ZM125 107H126V106H125ZM153 107H154V105H153ZM188 107L191 108L190 105H189ZM48 108H49V107H48ZM57 108H58V107H57ZM76 108H77V107H76ZM121 108H122V107H121ZM121 108H120V110H121ZM180 108H181V107H180ZM224 108H225V107H224ZM239 108H240V107H239ZM256 108H257V107H256ZM263 108H264V107H263ZM7 109L10 110V108H7ZM21 109H22V108H21ZM21 109H20V111H21ZM41 109H42V108H41ZM54 109H55V108H54ZM83 109H84V108H83ZM137 109H138V108H137ZM150 109H152V108L150 107ZM160 109H161V108H160ZM162 109H163V108H162ZM232 109H233V107H232ZM254 109H255V107H254ZM1 110H0V112H1ZM39 110H40V109H39ZM48 110H49V109H48ZM84 110H85V109H84ZM122 110H123V109H122ZM140 110H141V109H140ZM191 110H192V109H191ZM235 110H236V109H235ZM240 110H241V109H240ZM243 110H244V108H243ZM251 110H253V109H251ZM4 111H5V110H4ZM7 111H8V110H7ZM17 111H19V109H18ZM31 111H32V110H31ZM42 111H43V110H42ZM50 111H51V110H50ZM56 111H57V110H56ZM125 111H126V110H124L123 112H125ZM129 111H130V110H129ZM164 111H165V110H164ZM169 111H170V110H169ZM184 111H185V110H184ZM220 111H221V110H220ZM236 111H237V110H236ZM245 111H246V110H245ZM245 111H243V112H245ZM247 111H248V110H247ZM259 111H260V110H259ZM2 112H1V113H2ZM35 112H36V111H35ZM54 112H55V111H54ZM89 112H90V111H89ZM118 112H119V111H118ZM123 112H121V113H123ZM135 112H136V111H135ZM154 112H155V111H154ZM196 112L198 113V110H197ZM226 112H228V111H226ZM243 112H242L241 114H243ZM9 113H11V114L9 115ZM46 113H47V112H46ZM119 113H120V112H119ZM131 113H132V112H131ZM159 113H160V111H159ZM214 113H215V112H214ZM238 113H239V112H238ZM256 113H257V112H256ZM261 113H262V112H261ZM24 114H25V115H24ZM36 114H37V113H36ZM80 114H81V113H80ZM107 114H108V113H107ZM110 114H112V113H109V116H110ZM132 114H133V113H132ZM138 114H139V113H138ZM171 114H172V113H171ZM171 114H170V115H171ZM225 114H226V113H225ZM234 114H235V113H234ZM246 114H247V113H245V115H246ZM5 115H6L7 117H5ZM39 115H40V114H39ZM42 115H43V114H42ZM60 115H61V114H60ZM84 115H85V114H84ZM120 115H121V114H120ZM122 115H123V114H122ZM189 115H190V114H189ZM212 115H213V114H212ZM227 115H228V114H227ZM236 115H237V114H236ZM259 115H260V114H259ZM36 116H38V114H37ZM44 116H46L45 113H44ZM55 116H56V115H55ZM92 116H93V115H92ZM111 116H113V115H111ZM125 116H126V115H125ZM127 116H129V115H127ZM168 116H169V115H168ZM213 116H214V115H213ZM223 116H224V115H223ZM229 116H230V115H229ZM239 116H241V115H239ZM46 117H47V116H46ZM52 117H53V116H52ZM115 117H116V116H115ZM115 117H111V118L116 119ZM132 117H133V116H132ZM138 117H140V115H139ZM148 117H149V116H148ZM191 117H193V116H191ZM235 117H236V116H235ZM235 117H233V119H234ZM250 117H251V116H250ZM5 118H6V119L10 118V119H15V120L11 121L10 119H8V121H6ZM85 118H86V117H85ZM99 118H100V117H99ZM168 118H170V117H168ZM227 118H228V117H227ZM241 118H242V117H241ZM256 118H257V117H256ZM33 119H34V118H33ZM36 119H37V117H36ZM39 119H42V118H39ZM47 119H48V118H47ZM83 119H84V118H83ZM103 119L105 120V118H103ZM134 119H135V118H134ZM170 119H171V118H170ZM170 119H168V122L170 121ZM199 119H200V118H199ZM203 119H204V118H203ZM229 119H230V118H229ZM250 119H251V118H250ZM30 120H31V121H30ZM54 120H55V119H54ZM58 120H59V119H58ZM68 120H69V119H68ZM89 120H90V118H89ZM164 120H166V119H164ZM205 120H206V119H205ZM208 120H209V119H208ZM236 120H237V119H236ZM244 120H245V118H244ZM246 120H247V119H246ZM62 121H63V119H62ZM132 121H133V120H132ZM166 121H167V120H166ZM171 121H172V120H171ZM195 121H196V120H195ZM226 121H227V119H226ZM241 121H242V120H241ZM252 121H253V120H252ZM54 122H55V121H54ZM64 122H65V121H64ZM73 122H74V121H73ZM79 122H80V121H79ZM83 122H85V121L83 120ZM106 122H107V121H106ZM108 122H109V120H108ZM157 122H158V121H157ZM163 122H164V121H163ZM174 122H175V121H174ZM186 122H187V121H186ZM246 122H247V121H246ZM98 123H99V122H98ZM101 123H102V122H101ZM121 123H122V122H121ZM121 123L119 124V126L121 125ZM141 123H142V122H141ZM202 123H203V122H202ZM242 123H243V122H242ZM43 124H44V123H43ZM72 124H73V123H72ZM99 124H100V123H99ZM145 124H146V123H145ZM151 124H152V123H151ZM155 124H156V123H155ZM179 124H180V123H179ZM257 124H258V123H257ZM39 125H40V126H39ZM64 125H66V124H64ZM64 125H63V126H64ZM77 125H78V124H77ZM87 125H89V124H87ZM116 125H117V124H116ZM123 125H124V124H123ZM187 125H188V124H187ZM245 125H246V124H245ZM80 126H81V125H80ZM113 126H114V124H113ZM125 126H126V124H125ZM174 126H175V125H174ZM188 126H189V125H188ZM203 126H204V124H203ZM233 126H234V124H233ZM246 126H247V125H246ZM248 126H249V125H248ZM254 126H256V125H254ZM261 126H262V125H261ZM46 127H47V125H46ZM72 127H73V126H72ZM78 127H79V126H78ZM85 127H86V125H85ZM96 127H97V126H96ZM116 127H117V126H116ZM208 127H209V126H208ZM218 127H219V126H218ZM1 128H2V129H5V128H3V126H2V127L0 126V129H1ZM64 128H65V127H64ZM114 128H115V127H114ZM146 128H147V127H146ZM199 128H200V127H199ZM107 129H108V128H107ZM115 129H116V128H115ZM121 129H122V128H121ZM121 129H120V130H121ZM127 129H128V128H127ZM166 129H167V128H166ZM249 129H251V128H249ZM253 129H255V128H253ZM15 130H16V131H15ZM45 130H46V129H45ZM54 130H55V129H54ZM103 130H104V129H103ZM139 130H141V129H139ZM145 130H146V129H145ZM229 130H230V129H229ZM0 131H2V130H0ZM66 131H67V130H66ZM79 131H80V130H79ZM109 131H110V130H109ZM112 131L114 132V129H112ZM112 131H111V134H112ZM118 131H119V130H118ZM191 131H192V129H191ZM194 131H195V130H194ZM204 131L206 132V129H205ZM219 131H220V130H219ZM222 131H224V130H222ZM239 131H240V130H239ZM30 132H31V135H30ZM96 132H97V131H96ZM179 132H180V131H179ZM252 132H253V131H252ZM106 133H107V132H106ZM116 133H117V132H116ZM116 133H115V134H116ZM149 133H150V132H149ZM154 133H155V132H154ZM192 133H193V132H192ZM214 133H215V132H214ZM237 133H238V132H237ZM249 133H250V132H249ZM7 134H8V133H7ZM49 134H50V133H49ZM49 134H48V135H49ZM64 134H65V133H64ZM99 134H100V133H99ZM120 134H121V133H120ZM135 134H136V133H135ZM222 134H223V132H222ZM39 135H40V137H41V133H40ZM46 135H47V134H46ZM86 135H87V134H86ZM106 135H107V134H106ZM106 135H105V136H106ZM147 135H148V134H147ZM153 135H154V134H153ZM75 136H77V135H74L73 138H74ZM94 136H95V135H94ZM137 136H138V135H137ZM165 136H166V135H165ZM169 136H170V135H169ZM188 136H189V135H188ZM1 137H3V138H1ZM9 137H10L11 140L8 139ZM40 137H39V138H40ZM46 137H47V136H46ZM63 137H64V136H63ZM80 137H81V136H80ZM101 137H102V136H101ZM111 137H112V136H111ZM114 137H115V136H114ZM139 137H140V136H139ZM150 137H151V136H150ZM176 137H177V135H176ZM232 137H234V135H233ZM42 138H43V137H42ZM42 138H41V139H42ZM50 138H51V137H50ZM59 138H60V137H59ZM134 138H135V137H134ZM136 138H137V137H136ZM193 138H194V137H193ZM4 139H5L6 141L8 140V141H11V142H12L13 139H15V140H20V141H15V143L12 142L13 145H10V143H8V142H7V143H4V142H3ZM80 139H81V138H80ZM119 139H120V138H119ZM161 139H162V138H161ZM241 139H242V138H241ZM46 140H47V138H46ZM48 140H49V139H48ZM69 140H70V139H69ZM75 140H76V139H75ZM117 140H118V139H117ZM147 140H148V139H147ZM163 140H164V139H163ZM219 140H220V139H219ZM245 140H246V139H245ZM13 141H14V140H13ZM21 141H23L22 145H23V144H24V145H27V147L23 146V148H25V149H23V150H21L22 148L19 146L20 143H18V142H21ZM27 141H28V142H27ZM42 141H43V140H42ZM58 141H59V140H58ZM85 141H86V140H85ZM125 141H126V140H125ZM135 141H136V140H135ZM140 141H142V140H140ZM140 141H139V142H140ZM165 141H167V140H165ZM222 141H223V140H222ZM1 142H0V146H1L0 148H2V147L4 146V145H2ZM67 142H68V141H67ZM74 142H75V141H74ZM79 142H80V140H79ZM81 142H82V141H81ZM98 142H99V141H98ZM98 142H97V143H98ZM120 142H121V141H120ZM123 142H124V140H123ZM143 142H144V141H143ZM211 142H212V141H211ZM235 142H237V141H235ZM247 142H248V141H247ZM16 143H18L17 145L19 146V148L14 147V146H15L14 144H16ZM43 143H44V142H43ZM69 143H70V142H69ZM154 143H155V142H154ZM163 143H164V142H163ZM172 143H173V142H172ZM248 143H249V142H248ZM38 144H39V142L36 143V145H38ZM91 144H92V143H91ZM101 144H103V143L101 142ZM209 144H211V143L209 142ZM39 145H40V144H39ZM39 145H38V146H39ZM45 145H46V144H45ZM45 145H44V146H45ZM68 145H69V144H68ZM103 145H104V144H103ZM119 145H120V144H119ZM169 145H170V144H169ZM194 145H195V144H194ZM196 145H197V144H196ZM202 145H203V144H202ZM211 145H212V144H211ZM224 145H225V144H224ZM31 146H32V145H31ZM33 146H35V144H33ZM65 146H67V145L65 144ZM89 146H90V145H89ZM89 146H87L86 148H88ZM91 146H92V145H91ZM91 146H90V147H91ZM13 147H14V149H13ZM40 147H41V146H40ZM47 147H48V146H47ZM53 147H54V146H53ZM98 147H99V146H98ZM101 147H102V145H101ZM117 147H118V146H117ZM166 147H167V146H166ZM198 147H199V146H198ZM223 147H224V146H223ZM234 147H235V146H234ZM31 148H32V147H31ZM36 148H39V147H36ZM36 148H35V149H36ZM102 148H103V147H102ZM139 148H140V147H139ZM168 148H169V147H168ZM186 148H187V147H186ZM205 148H206V147H205ZM15 149H17V150H15ZM40 149H42V148H40ZM52 149H53V148H52ZM69 149H70V148H69ZM89 149H90V148H89ZM224 149H225V148H224ZM228 149H229V148H228ZM14 150H15V151H14ZM31 150H32V149H31ZM53 150H54V149H53ZM55 150H57V149H55ZM62 150H63V149H62ZM92 150H93V149H92ZM92 150L90 149V151H92ZM104 150H105V149H104ZM112 150H113V148H112ZM196 150H197V149H196ZM199 150H200V148H199ZM28 151H29V150H28ZM102 151H103V150H102ZM114 151H115V150H114ZM139 151H140V149H139ZM0 152H1V151H0ZM36 152H39V150L36 151ZM42 152H43V151H42ZM64 152H65V150H64ZM71 152H72V151H71ZM79 152H80V150H79ZM82 152H83V151H82ZM85 152H86V149H85V151L83 152L84 155H85ZM92 152L94 153V157H95V153H96V152H94V150H93ZM99 152H100V151H99ZM99 152L97 151L98 155H99ZM115 152L117 153V151H115ZM115 152H114V153H115ZM118 152H119V151H118ZM145 152H146V151H145ZM147 152H148V151H147ZM152 152H153V151H152ZM195 152H196V151H195ZM195 152H194V153H195ZM207 152H208V150H206V153H207ZM19 153H20V152H19ZM25 153L28 154V152H25ZM29 153H31V151H29ZM60 153H63V152H60ZM103 153H105V152L103 151ZM124 153H125V152H124ZM179 153H180V152H179ZM226 153H227V152H226ZM228 153H229V152H228ZM1 154H4V153L1 152ZM79 154H80V153H79ZM89 154L92 155L91 152H89ZM101 154H102V153H101ZM162 154H163V153H162ZM214 154H217V153H214ZM16 155H18V154H16ZM53 155H54V154H53ZM55 155H56V154H55ZM64 155H65V154H64ZM68 155H69V154H68ZM68 155H67V156H68ZM91 155H90V156H91ZM115 155H116V154H115ZM131 155H132V154H131ZM144 155H145V154H144ZM184 155H185V154H184ZM209 155H210V154H209ZM9 156H8V157H9ZM19 156H20V155H19ZM47 156H48V155H47ZM49 156H50V155H49ZM71 156H72V155H71ZM90 156H89V157H90ZM106 156H107V155H106ZM125 156H126V155H125ZM192 156H193V155H192ZM192 156H191V157H192ZM220 156H221V155H220ZM240 156H241V155H240ZM11 157H17V156H15V155L13 156V155H12ZM25 157H28V155H25ZM62 157H63V156H62ZM75 157H76V156H75ZM92 157H93V155L91 156V158H88V159H92ZM103 157H104V156H103ZM112 157H113V156H112ZM145 157H146V156H145ZM145 157H144V158H145ZM147 157H148V156H147ZM203 157H204V156H203ZM221 157H222V156H221ZM4 158H6V157H4V156H0V160H1V162H3L2 164H5V163H4ZM18 158H19V157H18ZM23 158H24V157H23ZM80 158H81V155H80ZM95 158H96V157H95ZM100 158H102V157H99V159H100ZM113 158H114V157H113ZM182 158H183V156H182ZM12 159H13V158H12ZM14 159H16V158H14ZM28 159H29V158H28ZM28 159H27V160H28ZM60 159H62V158H60ZM70 159H71V158H70ZM128 159H129V158H128ZM238 159H239V158H238ZM19 160H23V159H19ZM31 160H34V159L31 158ZM55 160H56V159H55ZM64 160H65V159H64ZM72 160H74V159H72ZM78 160H79V158H78ZM81 160H82V159H80L79 161H81ZM101 160H102V159H101ZM114 160H115V159H114ZM145 160H146V159H145ZM152 160H153V159H152ZM170 160H171V159H170ZM170 160H169V162H170ZM174 160H175V159H173V161H174ZM199 160H200V159H199ZM201 160H202V159H201ZM7 161H8V160H7ZM25 161H26V160H25ZM43 161H44V160H43ZM69 161H71V160H69ZM88 161H89V162H91V161H90V160H87V164H88V166H90V164H89ZM94 161L96 162V159H95ZM120 161H121V160H120ZM122 161H123V159H122ZM184 161H185V160H184ZM186 161H187V159H186ZM213 161H214V160H213ZM55 162H56V161H55ZM62 162H63V161H62ZM73 162H74V161H73ZM101 162H103V160H102ZM137 162H138V161H137ZM215 162H216V161H215ZM31 163H32V161H31ZM33 163H35V162H33ZM33 163H32V164H33ZM47 163H48V162H47ZM51 163H52V162H51ZM53 163H54V162H53ZM57 163H58V162H57ZM68 163H69V162H68ZM79 163H80V162H79ZM108 163H109V162H108ZM108 163H107V164H108ZM177 163H178V162H177ZM180 163H181V162H180ZM213 163H214V162H213ZM222 163H223V162H222ZM2 164L0 163V165H2ZM40 164H41V163H40ZM65 164H66V163H65ZM71 164L73 165L74 163H71ZM76 164H77V163H76ZM85 164H86V163H85ZM92 164H93V162H92ZM107 164L104 165V168H105V166H106ZM109 164L111 165L112 163H109ZM115 164H120V163H115ZM148 164H149V163H148ZM14 165H15V164H14ZM14 165H13V166H14ZM43 165H44V164H43ZM47 165H48V164H47ZM129 165H130V164H129ZM169 165H170V164H169ZM179 165H180V164H179ZM223 165H224V164H223ZM44 166H45V165H44ZM54 166H55V165H54ZM63 166H64V164H63ZM67 166H68V165H67ZM69 166H70V165H69ZM78 166H79V165H78ZM78 166H77V167H78ZM94 166H95V165H94ZM147 166H148V165H147ZM157 166H158V165H157ZM204 166H205V163H204ZM207 166H208V165H207ZM225 166H226V165H225ZM22 167H23V166H21V168H22ZM65 167H66V165H65ZM100 167H101V166H100ZM108 167H110V166H108ZM119 167H120V166H119ZM127 167H129V166H127ZM130 167H132V166H130ZM140 167H141V166H140ZM171 167H172V166H171ZM223 167H224V166H223ZM10 168H13V167H10ZM30 168H31V167H30ZM38 168H39V167H38ZM87 168H88V167H87ZM102 168H103V167H102ZM134 168H135V167H134ZM160 168H161V167H160ZM169 168H170V167H169ZM169 168H168V169H169ZM203 168H204V167H203ZM1 169H2V168H1ZM1 169H0V170H1ZM3 169H4V168H3ZM14 169H15V168H14ZM18 169H19V168H18ZM18 169H17V170H18ZM23 169L26 170V168H23ZM35 169H36V168H35ZM35 169H34V170H35ZM54 169H55V167H54ZM64 169H65V168H64ZM64 169H63V171H64ZM84 169H86V168H84ZM105 169H107V168H105ZM105 169H104V170H105ZM112 169H113V168H112ZM219 169H220V168H219ZM34 170H33V171H34ZM50 170H52V169H50ZM55 170H56V169H55ZM69 170H70V169H69ZM69 170H68V171H69ZM86 170H87V169H86ZM107 170H108V169H107ZM160 170H161V169H160ZM170 170H171V169H170ZM191 170H192V169H191ZM196 170H197V169H196ZM30 171H31V170H30ZM40 171H41V170H40ZM57 171H58V170H57ZM57 171H56V172H57ZM70 171H72V167H71V170H70ZM105 171H106V170H105ZM155 171H156V170H155ZM0 172H1V171H0ZM58 172H59V171H58ZM84 172H85V171H84ZM106 172H108V171H106ZM132 172H133V171H132ZM25 173H26V172H25ZM25 173H24V174H25ZM68 173H69V172H68ZM72 173H73V172H72ZM90 173H91V172H90ZM93 173H94V172H93ZM93 173H92V174H93ZM109 173H110V172H109ZM139 173H140V172H139ZM188 173H189V172H188ZM190 173H191V172H190ZM39 174H41V172H39ZM173 174H174V173H173ZM176 174H177V173H176ZM176 174H175V175H176ZM204 174H205V173H204ZM209 174H210V173H209ZM213 174H215V173L213 172ZM245 174H247V172H246ZM5 175H6V174H5ZM47 175H48V174H47ZM72 175L75 176V174H72ZM80 175H81V174H80ZM88 175H89V174H88ZM94 175H95V174H94ZM175 175H174V176H175ZM3 176H4V175H3ZM41 176H42V175H41ZM70 176H71V175H70ZM178 176H179V175H178ZM180 176H182V175H180ZM184 176H185V175H184ZM189 176H190V175H189ZM193 176H194V175H193ZM21 177H22V176H21ZM92 177H93V176H92ZM108 177H109V176H108ZM150 177H151V176H150ZM176 177H177V176H176ZM230 177H231V176H230ZM242 177H244V175H243ZM39 178H40V177H39ZM151 178H152V177H151ZM153 178H154V177H153ZM177 178H178V177H177ZM179 178H180V177H179ZM184 178H185V177H184ZM194 178H195V177H194ZM13 179H14V178H13ZM23 179H24V177H23ZM23 179H22V181H24ZM41 179H42V178H41ZM80 179H81V178H80ZM240 179H241V178H240ZM90 180H91V179H90ZM105 180H106V178H105ZM108 180H110V179H108ZM108 180H107V181H108ZM120 180H121V179H120ZM138 180H139V179H138ZM145 180H147V179H145ZM157 180H158V179H157ZM163 180H164V181H163L164 184H163L162 186L164 187V185H165V179L163 178ZM228 180H229V179H228ZM88 181H89V180H88ZM96 181H97V180H96ZM118 181H119V180H118ZM148 181H149V180H148ZM176 181H178V180H176ZM203 181H204V180H203ZM43 182H44V181H43ZM90 182H91V181H90ZM93 182H94V181H93ZM97 182H98V181H97ZM105 182H106V181H105ZM105 182H104V183H105ZM110 182H111V181H110ZM112 182H113V181H112ZM120 182H121V181H120ZM133 182H134V181H133ZM149 182H150V181H149ZM180 182H181V181H180ZM188 182H189V181H188ZM238 182H239V181H238ZM238 182H237V183H238ZM24 183H27V182H24ZM70 183H71V182H70ZM78 183H79V182H78ZM80 183H81V182H80ZM116 183H117V182H116ZM116 183H115V184H116ZM150 183H151V182H150ZM150 183H149V186H150ZM194 183H195V182H194ZM76 184H77V183H76ZM152 184H153V182H152ZM154 184H156V183H154ZM157 184H158V183H157ZM157 184H156V185H157ZM185 184H186V183H185ZM191 184H192V183H191ZM25 185H26V184H25ZM25 185H24V186H25ZM44 185H45V184H44ZM44 185H43V186H44ZM47 185H48V183H47ZM116 185H118V184H116ZM127 185H128V184H127ZM160 185H161V184H159V187H160ZM166 185H167V184H166ZM166 185H165V188H166ZM193 185H194V184H193ZM202 185H203V184H202ZM207 185H208V184H207ZM223 185H224V184H223ZM229 185H230V184H229ZM237 185H238V184H237ZM4 186H6V185H4ZM72 186H73V185H72ZM72 186H71V187H72ZM74 186H75V184H74ZM99 186H100V185H99ZM141 186H142V185H141ZM189 186H190V185H189ZM15 187H16V186H15ZM45 187H46V186H45ZM75 187H76V186H75ZM86 187H87V186H86ZM106 187H107V186H106ZM114 187H115V186H114ZM118 187H119V185H118ZM128 187H129V186H128ZM143 187H144V186H143ZM145 187H146V186H145ZM156 187H157V186H156ZM156 187H155V188H156ZM159 187L156 188V189H158V190L160 191ZM191 187H192V186H191ZM221 187H222V186H221ZM250 187H251V186H250ZM26 188H27V187H26ZM82 188H83V187H82ZM94 188H95V187H94ZM129 188H130V187H129ZM129 188H128V189H129ZM150 188H152V187H150ZM174 188H175V187H174ZM174 188H173V189H174ZM201 188H202V187H201ZM206 188H207V187H206ZM209 188H210V187H209ZM219 188H220V186H219ZM32 189H33V188H32ZM86 189H87V188H86ZM98 189H99V188H98ZM137 189H138V188H137ZM161 189H162V188H161ZM163 189H164V188H163ZM163 189H162V191H163ZM173 189H172V191H173ZM191 189H192V188H191ZM232 189H233V188H232ZM243 189H244V188H243ZM45 190H46V189H45ZM75 190L78 191L79 189L75 188ZM82 190H83V189H82ZM126 190H127V189H126ZM158 190H157V191H158ZM165 190H167V189H165ZM177 190H178V189H177ZM2 191H3V190H2ZM12 191H13V190H12ZM12 191H11V192H12ZM26 191H27V189H26ZM149 191H150V190H149ZM155 191H156V190H155ZM181 191H182V190H181ZM211 191H212V190H211ZM3 192H4V191H3ZM80 192H81V191H80ZM85 192H86V191H85ZM85 192H83V193H85ZM164 192H165V191H164ZM168 192H169V191H168ZM170 192H171V191H170ZM192 192H193V191H192ZM192 192H191V193H192ZM199 192H200V190H199ZM9 193H10V192H9ZM29 193H30V192H29ZM39 193H40V191H39ZM78 193H79V192H78ZM171 193H172V192H171ZM191 193H190V194H191ZM20 194H21V193H19V195H20ZM37 194H38V193H37ZM42 194H43V193H42ZM45 194H46V193H45ZM81 194H82V193H81ZM155 194H156V193H155ZM166 194H167V193H166ZM173 194H176V192H175V193L173 192ZM192 194H193V193H192ZM200 194H201V192H200ZM234 194H235V193H234ZM29 195H31V194H29ZM104 195H105V193H104ZM147 195H149V194H147ZM197 195H198V194H197ZM213 195H214V194H213ZM262 195H263V194H262ZM77 196L80 197V195H77ZM102 196H103V195H102ZM109 196H110V195H109ZM164 196L166 197V195H164ZM164 196H163V197H164ZM172 196H173V195H172ZM172 196H170V197H172ZM195 196H196V195H195ZM209 196H210V195H209ZM219 196H220V195H219ZM257 196H258V195H257ZM22 197H23V196H22ZM36 197H37V196H36ZM40 197H41V196H40ZM58 197H59V196H58ZM144 197H145V196H144ZM170 197H169V198H170ZM173 197H174V198H177V197H175V195H174ZM202 197H203V196H202ZM204 197H205V195H204ZM206 197H207V196H206ZM233 197H234V196H233ZM253 197H254V196H253ZM102 198H103V197H102ZM130 198H131V197H130ZM139 198H140V197H139ZM167 198H168V196H167ZM169 198H168V199H169ZM174 198H173V199H174ZM239 198H240V197H239ZM17 199H18V198H17ZM74 199H75V198H74ZM127 199H128V198H127ZM161 199H162V198H161ZM164 199H165V198H164ZM177 199H180V198L178 197ZM177 199L174 200V203H175V201H177ZM181 199H182V198H181ZM194 199H195V198H194ZM211 199H212V198H211ZM213 199H214V198H213ZM213 199H212V200H213ZM217 199H218V197H217ZM217 199H216V200H217ZM253 199H254V198H253ZM253 199H252V201H253ZM255 199H256V198H255ZM26 200H27V199H26ZM130 200H132V199H130ZM134 200H135V199H134ZM136 200H137V199H136ZM150 200H151V199H150ZM202 200H204V199H201V201H202ZM205 200H207V199H205ZM223 200H224V199H223ZM39 201L41 202V200H39ZM39 201H38V202H39ZM111 201H112V200H111ZM169 201H170V200H169ZM179 201H180V200H179ZM181 201H185V200H181ZM181 201H180V203H181ZM225 201H226V200H225ZM237 201H238V200H237ZM254 201H255V200H254ZM44 202H45V201H44ZM75 202H76V201H75ZM78 202H79V201H78ZM133 202H134V201H133ZM145 202H146V201H145ZM147 202H148V201H147ZM151 202H152V201H151ZM238 202H239V201H238ZM247 202H248V201H246V203H247ZM249 202H250V201H249ZM249 202H248V203H249ZM85 203H86V202H85ZM87 203H89V202H87ZM161 203H162V202H161ZM177 203H178V202H177ZM177 203H176V204H177ZM180 203H179V204H180ZM192 203H193V201H192ZM251 203H252V202H251ZM257 203H258V202H257ZM257 203L255 202V206L253 205L254 207H251V208L256 209V204H257ZM35 204H36V203H35ZM35 204H34V205H35ZM49 204H50V203H49ZM79 204H81V203H79ZM96 204H97V203H96ZM113 204H114V203H113ZM124 204H126V203H124ZM136 204H137V203H136ZM142 204H143V203H142ZM168 204H169V202H168ZM172 204H173V203H172ZM176 204H175V206H177ZM182 204L184 205V202H183ZM224 204H225V203H224ZM3 205H4V204H3ZM38 205H40V203H39ZM84 205H85V204H84ZM126 205H127V204H126ZM139 205H140V204H139ZM152 205H153V204H152ZM154 205H155V204H154ZM185 205H187V204H185ZM222 205H223V204H222ZM46 206H48L47 203H46ZM46 206H45V207H46ZM54 206H55V205H54ZM75 206H76V205H75ZM82 206H83V205L81 204V207H82ZM147 206H148V205H147ZM147 206H146V207H147ZM161 206H163V208H167L164 204L161 205ZM161 206H160V209L162 208ZM190 206H191V205H190ZM239 206H240V205H239ZM61 207H62V206H61ZM92 207H94V206H92ZM110 207H111V206H110ZM122 207H123V206H122ZM133 207H134V206H133ZM142 207H143V206H142ZM177 207H178V206H177ZM195 207H197V206L195 205ZM243 207H244V206H243ZM31 208H32V207H31ZM52 208H53V207H52ZM73 208H74V207H73ZM101 208H102V207H101ZM137 208H138V207H137ZM185 208H186V207H185ZM221 208H222V207H221ZM225 208H226V207H225ZM231 208H232V207H231ZM41 209H42V208H41ZM53 209H54V208H53ZM117 209H118V208H117ZM125 209H126V208H125ZM141 209H144V208H141ZM145 209H146V208H145ZM156 209H157V208H156ZM170 209H172V208H170ZM175 209H176V207L174 208V210H175ZM190 209H192V208L190 207ZM233 209H234V207H233ZM254 209H252V210H254ZM62 210H63V209H62ZM108 210H109V209H108ZM138 210H139V209H138ZM157 210H158V209H157ZM183 210H184V209H183ZM236 210H237V209H236ZM250 210H251V209H250V207H249V211H250ZM260 210H261V209H260ZM41 211H42V210H41ZM65 211H66V210H65ZM121 211H122V210H121ZM128 211H129V210H128ZM166 211H167V210H166ZM170 211L172 212L171 214H174L173 212H175V211H172V210H170ZM176 211H177V210H176ZM221 211H222V210H221ZM242 211H243V210H242ZM245 211H246V209H245ZM245 211H244V212H245ZM254 211H255V210H254ZM113 212H114V211H113ZM130 212H132L131 209H130ZM130 212H129V214H130ZM147 212H148V211H147ZM157 212H159V211H157ZM167 212H169V211H167ZM188 212H189V210H188ZM191 212H192V211H191ZM246 212H247V211H246ZM255 212H256V211H255ZM262 212H263V211H262ZM62 213H63V212H62ZM100 213H101V212H100ZM145 213H146V212H145ZM148 213H149V212H148ZM160 213H161V211H160ZM164 213H165V212H164ZM176 213H177V214H176ZM176 213H175V216L180 217V216L178 215V212H176ZM184 213H187V212H184ZM215 213H216V212H215ZM248 213H249V212H248ZM259 213H260V212H259ZM21 214H23V213H21ZM28 214H31V213L28 212ZM54 214H55V213H53V215H54ZM132 214L134 215V213H132ZM135 214H136V213H135ZM138 214H140V212H139ZM157 214H158V213H157ZM167 214H168V213H167ZM167 214H166V215H167ZM171 214H169V215H171ZM190 214H191L190 216H192V214H194V213H190ZM208 214H209V213H208ZM210 214H211V216H212V214H214V213L212 212V213H210ZM253 214H254V213H253ZM253 214H252V216H253ZM261 214H262V213H261ZM55 215H56V214H55ZM118 215H119V214H118ZM130 215H131V214H130ZM144 215H145V214H144ZM148 215H149V214H148ZM180 215H181V213H180ZM187 215H188V214H187ZM195 215H196V214H195ZM195 215H193V216H195ZM228 215H229V214H228ZM249 215H250V214H249ZM12 216H13V215H12ZM16 216H17V215H16ZM45 216H46V215H45ZM48 216H49V215H48ZM124 216H127V215H124ZM142 216H143V214H142ZM159 216H160V214H159ZM163 216H164V215H163ZM213 216H215V215H213ZM216 216H217V215H216ZM220 216H221V215H220ZM20 217H21V216H20ZM37 217H38V216H36L35 218H37ZM49 217H50V216H49ZM53 217H54V216H53ZM103 217H104V216H103ZM111 217H112V216H111ZM131 217H132V216H131ZM150 217H151V216H150ZM171 217L174 218V216H171ZM171 217H170V218H171ZM177 217H176V218H177ZM188 217H189V216H188ZM250 217H251V216H250ZM253 217H254V216H253ZM255 217H256V216H255ZM12 218H13V217H12ZM14 218H15V217H14ZM33 218H34V217H33ZM45 218H46V217H45ZM71 218H72V217H71ZM100 218H101V217H100ZM134 218H135V217H134ZM155 218H157V216H156ZM158 218H160V217H158ZM164 218H165V217H163L162 219H164ZM173 218H172V220H173ZM201 218H202V217H201ZM235 218H236V217H235ZM238 218H240V217H238ZM4 219H5V218H4ZM53 219H54V218H53ZM113 219H115V218H113ZM123 219H124V218H123ZM177 219H178L177 224H178V223H182V222H180V221L182 220L181 218H180V219L177 218ZM193 219H194V218H193ZM219 219H220V218H219ZM228 219H229V218H228ZM228 219H227V220H228ZM233 219H234V218H233ZM241 219H243V218L241 217ZM9 220H11V219H9ZM37 220H39V219H37ZM45 220H46V219H45ZM68 220H69V219H68ZM107 220H108V219H107ZM129 220H131V219H129ZM160 220H161V219H160ZM165 220H166V219H165ZM170 220H171V219H170ZM170 220H169V221H170ZM179 220H180V221H179ZM188 220H189V221H192V220L190 219V217H189ZM188 220H187V221H188ZM202 220H203V219H202ZM202 220H201V222H202ZM246 220H247V221H246ZM248 220H249L248 217H246V219L244 218L243 221L248 223ZM50 221H51V220H50ZM126 221H127V220H126ZM161 221H162V220H161ZM175 221H176V220H175ZM194 221H196V220H194ZM194 221H193L192 223H194ZM259 221H260V220H259ZM55 222H56V221H55ZM108 222H110V221L108 220ZM122 222H123V221H122ZM142 222H144V221H142ZM145 222H146V221H145ZM156 222H157V221H156ZM163 222H164V221H163ZM167 222H168V220H167ZM167 222L165 221L164 223L168 224L169 222H168V223H167ZM223 222H224V221H222V223H223ZM251 222H252V221H251ZM2 223H3V222H2ZM22 223H23V222H22ZM35 223H37V222H35ZM74 223H76V222H74ZM104 223H105V222H104ZM113 223H114V222H113V220H112V223H111V224H113ZM126 223H127V222H126ZM173 223H174V222H173ZM183 223H185V222H183ZM192 223L190 222V224H188L187 227H190V225H191ZM208 223H210V220H208ZM219 223H220V222H219ZM225 223H226V222H225ZM227 223H228V222H227ZM254 223H255V222H254ZM24 224H25V222H24ZM70 224H71V223H70ZM102 224H103V223H102ZM116 224H117V222H116ZM118 224H119V223H118ZM123 224H124V223H123ZM131 224H132V223H131ZM133 224H134V223H133ZM139 224H140V223H139ZM157 224H158V222H157ZM185 224H186V223H185ZM196 224H197V226L199 227L198 223H196ZM244 224H245V223H244ZM250 224H251V223H250ZM255 224H256V223H255ZM8 225H9V224H8ZM54 225H55V224H54ZM125 225H126L127 227H129V226H128V225H129V222H128V225H127V224H125ZM142 225H143V224H142ZM148 225H149V224H148ZM170 225H171V223H170L168 226H170ZM172 225H173V224H172ZM178 225H179V224H178ZM182 225H183V224H182ZM182 225L177 226V227H182ZM200 225H202V224H200ZM223 225H226V224L223 223ZM223 225H221V226H223ZM263 225H264V224H263ZM23 226H24V225H23ZM47 226H48V225H47ZM51 226H52V225H51ZM59 226H60V225H59ZM70 226H71V225H70ZM120 226H121V225H120ZM168 226H167L166 228H168V229L170 230V228H169ZM232 226H233V222H232ZM246 226H247V225H246ZM252 226H253V228L256 227L255 225H252ZM254 226H255V227H254ZM61 227H62V225H61ZM100 227H101V226H100ZM115 227H117V226H115ZM121 227H122V226H121ZM162 227H163V226H162ZM162 227L159 226V228H160L159 231L161 230L160 235H159V233H158L157 230H152V229H151L153 234L156 233L157 235H159V236H156V237H160V244H159V246H160L161 244L164 243V246L162 245L164 248H167V247L170 246L171 248L169 249V251H170V250L172 251V247H173V250H175L176 247L174 248V246H176V242H178L179 239H178V240L176 239V241H174V239H173L172 237H175V235H174V233H173V234H171V233H172V232H175V230H176V232H177V231L179 232V229H180V228H177V229H178V230H177V229L174 228V225H173V226H171V228L173 227L175 230H172L171 233H170L167 229H165V230H167V231H164V227H163V228H162ZM184 227H186V226H184ZM239 227H240V225H239ZM239 227H236V228L239 229ZM243 227H245V226H243ZM243 227H241L240 230H242ZM247 227H249V225H248ZM250 227H251V226H250ZM13 228H14V226H13ZM34 228H35V227H34ZM48 228H49V226H48ZM55 228H56V227H55ZM109 228H112V227H109ZM113 228H114V227H113ZM113 228H112V229H113ZM122 228H123V227H122ZM134 228H135V226H134ZM146 228H147V227H146ZM150 228H151V227H150ZM161 228H162V229H161ZM173 228H172V229H173ZM218 228H219V227H218ZM218 228L215 229V230L212 231V232H211V231H208L209 229L206 228L207 231H206V230H202V231L205 232V233H202V234L197 233L196 236H194V235H195L194 233H193L194 235H193V234L191 235V234L189 233L190 235L186 236L187 238H186L185 235L182 233V237H183V235H184V238H186V239L183 238L184 241H182V242L185 243L186 246H184V244L181 246V247L184 246V247H183L184 249L182 248L183 250H181V253H180L181 255H180V254L178 255V256H181L180 258H182V263H183V264H212V263H214V260H216L215 262H219V263H221V262H220V260H221L222 263H223V261H224V259H223L224 254H223L222 257L220 256V260L218 261L216 257H215L216 259H214V257H213L214 254H216V256H217V252H215V251H219V252H221V253H222V252H225V250H226V249H225V248H226V245L229 244V243L226 244V243L229 241V240H228L229 238L231 239L230 241H233L235 238H236V241H238L240 236L242 237V236L244 235V237H245V234H247V233L249 232V230L247 231V229H246L247 232L244 231L245 233H242V231L245 230V229H243V230L240 232V231H238V229H234L233 227H232L231 230L227 229V230H223V231H221V229H218ZM221 228H223V227H221ZM253 228H252V229H253ZM17 229H18V228H17ZM20 229H22V228H20ZM46 229H47V228H46ZM67 229H68V228H67ZM71 229H72V228H71ZM114 229H115V228H114ZM117 229H118V228H117ZM131 229H133V228H131ZM131 229H130V230H131ZM143 229H144V228H143ZM184 229H185V228H184ZM191 229H194V227L191 228ZM195 229L198 230V228H195ZM223 229H224V228H223ZM259 229H260V228H259ZM47 230H48V229H47ZM54 230H55V229H54ZM65 230H66V228H65ZM119 230H120V229H119ZM137 230H138V229H137ZM185 230H186V229H185ZM185 230H183V231L185 232ZM212 230H213V227H212ZM228 230H229V231H228ZM256 230H257V232H255V233H258L259 230H258V229H256ZM260 230H261V229H260ZM262 230H264V229H262ZM2 231H3V230H2ZM4 231H5V230H4ZM14 231H15V230H14ZM18 231H19V230H18ZM21 231H22V230H21ZM26 231H27V230H26ZM30 231H31V230H30ZM43 231H44V230H43ZM52 231H53V230H52ZM68 231H69V230H68ZM104 231H105V230H104ZM107 231H110V230H107ZM117 231H118V230H117ZM117 231H116V232H117ZM132 231H133V230H132ZM141 231H142V230H141ZM147 231H148L147 234H148V233H151L150 230L147 229ZM153 231H154V232H153ZM155 231H156V232H155ZM162 231L165 232L163 235H161V234H162ZM181 231H182V228L180 229V232H179V233H181ZM194 231H195V230H194ZM15 232H17V231H15ZM63 232H64V230H63ZM120 232H121V231H120ZM126 232H127V231H126ZM129 232H130V231H129ZM166 232H167V235L165 236ZM188 232H189V231H188ZM192 232H193V230H192ZM209 232H210V233H209ZM228 232H230V235L228 234ZM261 232H263V231H261ZM22 233H23V232H22ZM54 233H55V232H54ZM58 233H59V232H58ZM61 233H62V231H61ZM65 233H66V232H65ZM71 233H72V232H71ZM143 233H144V232H143ZM152 233H151V234H152ZM168 233H170L169 236H172V237L169 238V237H168ZM179 233H177V234H178V237H179ZM253 233H254V229H253ZM255 233H254V234H255ZM259 233H260V231H259ZM259 233H258V234H259ZM263 233H264V232H263ZM263 233H262V234H263ZM23 234H24V233H23ZM25 234H27V233H25ZM30 234H31V233H30ZM32 234H33V233H32ZM44 234H45V232H44ZM44 234H43V235H44ZM62 234H63V233H62ZM108 234H109V232H108ZM111 234H112V233H111ZM111 234H110V235H111ZM117 234H118V233H117ZM133 234H134V233H133ZM151 234H150V236L153 237V235H151ZM156 234H155V235H156ZM231 234H233V235H231ZM254 234H253V235H254ZM35 235H38V233L36 232ZM110 235H108V236H110ZM118 235H119V234H118ZM129 235H130V233H129ZM134 235H135V234H134ZM136 235H137V233H136ZM136 235H135V236H136ZM148 235H149V234H148ZM148 235H147V237H148L149 239H151ZM173 235H174V236H173ZM234 235H235V236H234ZM253 235H252V236H253ZM4 236H5V235H4ZM22 236H23V235H22ZM72 236H73V235H72ZM103 236H104V235H103ZM105 236H106V235H105ZM108 236H107V237H108ZM132 236H133V235H132ZM141 236H142V235H141ZM163 236H164V237H163ZM248 236H250V235L247 234V237H248ZM252 236H250L251 239H252ZM255 236H258V235L255 234ZM259 236L261 237L260 234H259ZM259 236H258V238H257V237L254 238V236H253V239H254V240L258 239V241H256V243L259 242V241H261V240H259V238H260ZM263 236H264V235H263ZM263 236H262V237H263ZM42 237H43V236H42ZM42 237H41V238H42ZM51 237H52V236H51ZM53 237H54V234H53ZM57 237H58V236H57ZM96 237H97V236H96ZM114 237H116V236L114 235ZM122 237H123V236H121V238H122ZM143 237H144V234H143ZM143 237H142V238H143ZM145 237H146V235H145ZM165 237H166V238H165ZM226 237H228V238H226ZM244 237H243V238H244ZM262 237H261V239H262ZM8 238H9V237H6V239H8ZM101 238H102V237H101ZM104 238H106V237H104ZM118 238H119V237H117V241L119 240ZM134 238H135V237H134ZM168 238H169V239H168ZM171 238H172V240H171ZM225 238H226V239H225ZM243 238H242V239H243ZM263 238H264V237H263ZM26 239H27V238H26ZM33 239H34V238H33ZM35 239H36V238H35ZM42 239H43V238H42ZM42 239H41V240H42ZM49 239H50V238H49ZM112 239H113V241H112V245H111V246H113V244H114V243L116 244V242H117L115 238H112ZM122 239H123V238H122ZM127 239H128V238H127ZM157 239H158V238H157ZM161 239H162V240H161ZM165 239H167V240H165ZM187 239H188V240H187ZM242 239L240 240V244H241V241H242V242H243V240L245 241V238H244L243 240H242ZM249 239H250V238H249ZM253 239H252V240H253ZM114 240H115L116 242H114ZM139 240H141V239L139 238ZM139 240H137V241H139ZM154 240H155L154 242H156V241H158L159 239H158V240L154 239ZM164 240H165V242H164ZM186 240H187L188 242H190V244L187 245V244H186ZM247 240H248V238H247ZM247 240H246V241H247ZM254 240H253V241H254ZM48 241H49V240H48ZM100 241H101V240H100ZM107 241H109V242L107 243ZM121 241H122V240H121ZM123 241H124V240H123ZM127 241H128V240H127ZM147 241H148V240H147ZM161 241H163V243H161ZM168 241H172V242H170V244H173V242H174L173 246L168 245V244H167ZM234 241H235V240H234ZM253 241H251V242H253ZM3 242H4V241H3ZM32 242H34V241H32ZM32 242H30V243H32ZM38 242H39V241H38ZM139 242H140V241H139ZM145 242H146V240H145ZM150 242H152V241H148L147 243L150 244ZM158 242H159V241H158ZM166 242H167V243H166ZM261 242H262V241H261ZM24 243H25V242H24ZM24 243H23V244H24ZM106 243H107V246H108V244L110 243V240H109V239L106 240ZM123 243H124V242H123ZM125 243H126V242H125ZM130 243H131V242H130ZM156 243H157V242H156ZM156 243H155V244H156ZM244 243H246V242H244ZM254 243H255V242H254ZM254 243H253V244H252V243H248V244H250V245H251V244L254 245ZM256 243H255V244H256ZM103 244L105 245V243H103ZM117 244H118V243H117ZM136 244H137V243H136V241H135V245H136ZM225 244H226V245H225ZM230 244H232V243H230ZM248 244H247V247H249ZM258 244H259L258 246L261 247V248L263 249V247L260 246V244L263 245L264 243H263V244H262V243H258ZM98 245H99V244H98ZM100 245H101V244H100ZM124 245H125V244H124ZM135 245H134V246H135ZM147 245H148V244H147ZM153 245H154V244H153ZM179 245H180V244H179ZM233 245H235V243H234ZM236 245H237V244H236ZM256 245H257V244H256ZM47 246H48V245H47ZM101 246H102V245H101ZM114 246H115V245H114ZM114 246H113V247H114ZM122 246H123V245H122ZM136 246H137V245H136ZM140 246H141V247H144V245L141 244V243H140ZM157 246H158V244H157ZM157 246L155 245L153 248H156ZM166 246H167V247H166ZM177 246H178V243H177ZM228 246H230V245H228ZM258 246H257V247H258ZM36 247H37V246H36ZM39 247H40V246H39ZM98 247H99V246H98ZM149 247H150V246H149ZM179 247H180V246H179ZM179 247H178V248H179ZM230 247H231V246H230ZM234 247H235V246H234ZM237 247H240V246L237 245ZM245 247H246V246H245ZM247 247H246V248H247ZM259 247H258V248H259ZM15 248H17V247H15ZM103 248H104V247H103ZM108 248H109V247H108ZM110 248H111V247H110ZM115 248H116V247H115ZM115 248H114V250H115ZM159 248H160L159 250L162 249L161 247H159ZM164 248H163V249H164ZM232 248H233V246H232ZM241 248H242V247H241ZM258 248L256 249L257 251L259 250ZM12 249H14V248H12ZM41 249H42V248H41ZM112 249H113V248H112ZM125 249H126V248H125ZM235 249H236V248H235ZM250 249H251V248H250ZM254 249H255V248H253V250H254ZM262 249H260V250H262ZM100 250H101V249H100ZM104 250H105V249H104ZM116 250H117V248H116ZM132 250H133V249H132ZM143 250H144V249H143ZM147 250H148V249H147ZM153 250H154V249H153ZM157 250H158V247H157ZM157 250H156V251H157ZM164 250L166 251V249H164ZM164 250H162V252H163ZM167 250H168V249H167ZM227 250H228V247H227ZM236 250L238 251L239 249H236ZM245 250H246V249H245ZM5 251H6V250H5ZM119 251H120V250H119ZM126 251H127V250H126ZM239 251H240V250H239ZM239 251H238V252H239ZM257 251H256V252H257ZM7 252H8V251H7ZM111 252H112V251H111ZM131 252H132V251H131ZM134 252H135V251H134ZM160 252H161V251H160ZM160 252H157V253H156L157 257H159L158 254H159ZM174 252H175V251L171 252L172 254L170 253L169 255H171V257H173L172 255H173ZM227 252L230 253L229 251H227ZM232 252H234V251L232 250ZM238 252H237V253H238ZM249 252H250L249 254H250L251 256H252V255L254 256V258H253V259H254V260H253V263H254V264H257V263H259V262H260V263H264V262H262V261H264V260L261 261V258L264 259V254H263L262 251H261L262 253H260V255H261V254H263V255H262V256L260 257V259H258L257 261H256V259H255L256 257H255L254 252L252 253L251 250H250ZM100 253H101V252H100ZM135 253H136V252H135ZM143 253H144V252H143ZM147 253H148V252L146 251V254H147ZM221 253H218V259H219V254H221ZM237 253H236V254H237ZM239 253H240V252H239ZM239 253H238V254H239ZM257 253L259 254V252H257ZM28 254H29V253H28ZM31 254H32V252H31ZM132 254H133V253H132ZM136 254H138V252H137ZM141 254H142V253H141ZM163 254H164V253H163ZM167 254H168V253H167V251H166L164 255L166 256ZM176 254H177V253H176ZM3 255H4V254H3ZM124 255H125V254H124ZM139 255H140V253H139ZM156 255H155V253H154V251H153V256H155L154 259H153V262H154V263H156V262L159 261V260H157V261L155 260V259H156ZM232 255H233V254H232ZM247 255H248V254H247ZM25 256H26V255H25ZM100 256H101V255H100ZM109 256H110V255H109ZM143 256H144V255H142V257H143ZM147 256H149V254H148ZM153 256H149V257H153ZM161 256H162V255H161ZM165 256H164V257H165ZM226 256H227V255H226ZM229 256L233 259V256H231V255H229ZM237 256H238V255H237ZM253 256H252V257H253ZM7 257H9V256H7ZM105 257H106V256H105ZM107 257H108V256H107ZM134 257H135V256H134ZM142 257H141V258H142ZM145 257H146V255H145ZM149 257H147L148 260H146L147 258H146L145 260L148 261V262H152V258L150 259L151 261H149ZM167 257H168V256H166V259H165L166 261L169 260V257H170V256L168 257V260H167ZM174 257H175V256H174ZM238 257H240V256H238ZM242 257H243V256H242ZM242 257H241V258H242ZM100 258H101V257H100ZM135 258H136V257H135ZM221 258H222L223 260H222ZM224 258H225V257H224ZM234 258H235L236 260H238L236 257H234ZM258 258H259V257H258ZM12 259H13V258H12ZM97 259H98V258H97ZM116 259H117V258H116ZM116 259H115V260H116ZM158 259H159V258H158ZM160 259H161V258H160ZM226 259H227V258H226ZM226 259H225V260H226ZM228 259H229V257H228ZM228 259H227V260H228ZM232 259H231V260H232ZM7 260H8V259H7ZM22 260H23V259H21V262H22ZM24 260H25V259H24ZM111 260H112V259H111ZM115 260H114V261H115ZM126 260H127V259H126ZM142 260H143V259H142ZM145 260H144V261H145ZM154 260H155L156 262H155ZM171 260L173 261V259H171ZM174 260H175V259H174ZM227 260H226V261H227ZM239 260H240V259H239ZM244 260H246V259L244 258ZM259 260H260V261H259ZM49 261H50V260H49ZM96 261H98V260H96ZM102 261H103V260H102ZM102 261H101V262H102ZM104 261H105V260H104ZM112 261H113V260H112ZM112 261H111V262H112ZM131 261H132V260H131ZM136 261H137V260H136ZM226 261H224V262H226ZM228 261H229V260H228ZM233 261H234V260H233ZM233 261H232V262H233ZM247 261H248V260H247ZM37 262H38V261H37ZM111 262L109 261V264H110ZM148 262H147V263H148ZM161 262H163V264H164L163 259H161ZM168 262H169V261H168ZM2 263H3V262H2ZM2 263H0V264H2ZM136 263H137V262H136ZM147 263H145V264H147ZM165 263H166V262H165ZM177 263H178V262H177ZM236 263H237V262H236ZM242 263H243V261H242ZM5 264H6V263H5ZM22 264H24V263H22ZM113 264H115V263H113ZM139 264H140V263H139ZM148 264H149V263H148ZM152 264H153V263H152ZM156 264H157V263H156ZM158 264H160V263H158ZM166 264H167V263H166ZM172 264H173V263H172ZM214 264H215V263H214ZM216 264H217V263H216ZM223 264H224V263H223ZM226 264H227V262H226ZM238 264H239V263H238ZM243 264H244V263H243Z\"/></svg>",
  "mask_w": 264,
  "mask_h": 264
}]
</instances>
